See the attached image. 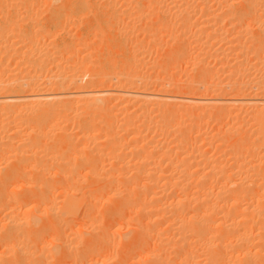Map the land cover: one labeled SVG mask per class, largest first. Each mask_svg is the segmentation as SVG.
<instances>
[{
    "label": "rangeland",
    "instance_id": "374dc122",
    "mask_svg": "<svg viewBox=\"0 0 264 264\" xmlns=\"http://www.w3.org/2000/svg\"><path fill=\"white\" fill-rule=\"evenodd\" d=\"M4 1V2H3ZM22 1V2H21ZM27 1V2H25ZM0 0V16L3 17V19L0 17V71H2V73L0 72V86H8V87H15L16 85L22 83L24 84L25 82L27 83L28 81V84L30 85H34L35 87H31V89L33 90V93L32 91L24 86V89L25 88H28V91L25 89H22L20 92L18 89V91L15 89V91L12 90L13 94H17L22 97H28L29 100H26L22 101V103L24 104L25 102L28 103L30 107H32L31 103H35L36 102V105L33 106L34 108H36L37 106V103H51L53 102L52 105H54L53 107L56 106V103L58 105V102H62L63 105H64V108H66L64 110L67 111L65 113H58V111L60 110H56V112H53L58 114V115H54L53 114H49L48 117H46L47 113L46 114H43L45 118H47V120L50 122H43V120L40 119V121H37V117H38V120H39V114L38 113V110L40 109L38 106V109L35 110V111H30L28 112L29 115H31L33 119V121H36L34 122L36 124L35 127H31L34 123L33 121H31L30 119H32L30 116V118H28V116L26 115V118H28V120L30 121L29 123H33V124H30V127L27 128H23V124L25 126L28 125V121L27 123L25 122L27 119H25L24 121H22V119L25 118V115L24 114H27V113H23L22 115H24V117L21 115V116H17V119L16 118V121H19L20 122V119H21V126H18L19 125V122L15 125H13L15 128H13V126H11L10 130H12V128L18 132V134H20V136L22 135L23 137H21L19 139L16 138L15 141L13 142V144H9V142L11 141L10 139L8 140V142L5 140V146H2L3 144V139H6V136H4L5 132L8 130L9 131V128L6 130V127L4 129V127L2 128L3 130H6L3 134V136L1 137V142H0V154L2 157H0V179H2V177H7L8 174L10 177L11 175L13 177H10V178H6L8 180H6V184L4 187H6V185L8 184L9 186H7L4 190V191H7V192H11L9 195V197L7 198V195H5L6 193H2L3 194H0V195H5L6 197L3 198V200H1L2 198H0V264H12L13 262H17V264H22V259H25V261H27L26 263L29 264L31 261H33L34 264H38L39 259L38 257H41V254H43V258L46 259L44 260L42 257L41 259H43L42 263L44 262L46 264H102V263H106V264H138V262H136V258L138 259H144L141 262V264H143V261H149V259L151 258V256L153 257V255H157L161 252H163L164 250L167 251V246L165 244V246L163 245L164 243L161 241V239H164L166 233H168L169 231V228L171 227V223L169 221L166 222L165 224V221L168 220L167 218L170 217V214L169 213H164V214H160V211L156 208V206H149L148 207V210L147 212L149 213V209L151 211V213H149V215L152 214V210H157L159 211V213L157 212L156 215L157 216H153L155 215L153 213V215L150 216V219L148 217V215H146V212L145 213V218L146 220H148V223L149 221L154 217H158L160 219H163V221L161 220V222L163 224H161L159 222V226L158 225H155L154 223H150L152 224V226L154 227V229H152L153 227L152 226H149L147 222H145L143 220V223L141 224V222L139 221V218H140V215L143 217L144 214L143 212L141 214L137 213L136 210H135V206L133 204L131 205H128L131 203H135V205L137 204V202L135 200H133L131 196L135 197L136 195H139L137 194V188L136 186H133L135 187L134 189L132 188V185H135V183L137 182H133V180L135 181V178L137 177L135 175V178L134 177V167H137V165L135 166V163H133L136 159L132 158V156H127L123 153L122 151L124 149H120L121 147V144L123 145V147L125 145V147H132L133 144V141H131V137L130 135L127 136L125 131H123L128 125V121L132 122L133 119L135 122H138L139 123V115H142L145 111H150L152 112V114L154 115L153 117L154 118H160L159 116H155V115H160L161 113L160 112V109L158 110V105L159 103L163 101V103L165 102V100L167 102H169L171 100V105L176 107L179 106L181 107V105H183L182 107L184 108L186 106V110L189 111L188 108H204V109H209L207 111H210L211 109H213L214 107L215 108H223L221 110V114L224 115L225 112L228 111V113L223 116V115H220L219 113L220 112H216L218 110H215L216 113H218L220 115V118H218V116H214L212 115V111L206 115L211 116V118L208 116H205L202 112L204 111H201L196 109L195 111V114L197 116V114H203L202 116L204 117H200L199 119V115L196 117L195 115L193 117H189L191 115L194 114V112L190 113L188 112L189 114L187 115V112L185 109H179V111L177 110L176 108V111H178V113H180V116L178 115L177 117H175L174 120H176V124L177 123H183L185 124V126H180L179 129H177V127H174L175 130L174 133V138L176 139H179L181 138V136H183L186 140V144L190 146V148L188 149L187 145V151H190L192 152V156L193 157H197L196 158H192L193 159V163H196L197 161V164L199 163H202L201 165L199 164L198 167H192L191 171H198L196 173H200L199 175L203 174L201 172H203L202 170H206L204 168H206L207 166L205 165L206 164V161L205 159L208 160V162L210 161V164L211 165L212 163L216 164V162L218 161L220 163V166L222 168V172L217 175H214L212 177L209 178V180L207 179L206 180V183L208 184V190L210 189L211 193L214 192L215 194V191H217L218 189H225L227 186H228V189H231L232 191H234L237 187L238 189H236L237 193H240L239 195L242 197H240L239 200H237V205H238V208L236 205H225L223 203H219V207H215L216 205H211L210 208L211 210H217L218 209V212L220 211L219 215L216 214V215H210V217L207 216L203 218H200V219H193V220H187V219H183V218H178L177 220H175V222L172 223V228L171 231H169L172 235V243L173 245H170L171 247H169L170 249H168L170 252H163V256H161L159 254V258L163 257L166 262H171L169 264H264V210H263V206H264V131L262 129V124L263 123H260V124H257V122L261 121V116L264 118V112H260V108H261V111L262 109L264 108V102L262 103V100H264V94H262V92L264 93V89L260 88L261 89V93H258L260 90L258 87V83H263V87H264V0H250V3H249V0H177L178 2H174V0H146L147 2H145V0ZM44 1V2H43ZM54 1V2H53ZM118 1V2H117ZM130 1V2H129ZM184 1V2H183ZM187 1V2H186ZM206 1V2H205ZM227 1V2H226ZM248 1V2H247ZM260 1V2H259ZM18 2V3H17ZM38 2V3H37ZM40 2V3H39ZM49 2H52V3H49ZM60 2V3H59ZM149 2V3H148ZM153 2V3H152ZM155 2V3H154ZM190 2V4H189ZM229 2V3H228ZM245 2V3H244ZM45 3V4H44ZM54 3V4H53ZM56 3V4H55ZM63 3V4H62ZM117 3V4H116ZM127 3V4H126ZM132 3V4H131ZM134 3V4H133ZM147 6H146V4ZM158 3V4H157ZM181 3V4H180ZM207 3V4H206ZM230 3H231V7H230ZM5 4V5H4ZM62 4V6H61ZM169 4V5H168ZM185 4V5H184ZM200 4V5H199ZM205 4V5H204ZM220 4V5H219ZM241 4V5H240ZM243 4V5H242ZM262 4V5H261ZM20 5V6H19ZM22 5V6H21ZM31 5V6H30ZM38 5V6H37ZM56 5V6H55ZM71 5V6H70ZM119 5V6H118ZM132 5V6H131ZM213 5V6H212ZM226 5V7H225ZM228 5V6H227ZM3 6V7H2ZM34 6H36L34 8ZM52 6V8H51ZM138 8H137V7ZM141 6V7H140ZM149 6V7H148ZM154 6V7H153ZM178 6V7H177ZM224 6V7H223ZM249 6V7H248ZM7 7V8H6ZM14 7V8H13ZM20 7V8H19ZM38 7V8H37ZM68 7V8H67ZM111 7V8H110ZM143 7V8H142ZM152 7V9H151ZM166 7V8H165ZM174 7V8H173ZM186 8V9H182V8ZM217 7V8H216ZM230 7V9H229ZM13 8V9H12ZM19 8V9H18ZM45 8V9H44ZM47 8V9H46ZM50 10H49V9ZM70 8V9H69ZM84 8V9H83ZM137 8V9H136ZM173 8V9H172ZM179 8V9H178ZM192 8V9H191ZM206 8V9H205ZM257 8V9H256ZM24 9V10H23ZM63 9V10H62ZM69 9V10H68ZM183 10V11H180ZM205 9V10H204ZM223 9V10H222ZM228 9V10H226ZM248 9V10H247ZM22 10V12L20 11ZM27 10V11H26ZM49 10V12H48ZM66 10V11H65ZM79 10V11H78ZM125 10V11H124ZM130 10V11H129ZM132 10V11H131ZM139 10V11H138ZM145 10V11H144ZM173 10V11H172ZM194 10V12H193ZM201 10V11H200ZM231 10V11H230ZM32 11V12H31ZM36 11V12H35ZM58 11V12H57ZM135 11V12H133ZM142 11V12H141ZM190 11V12H189ZM204 11V12H202ZM256 11V12H255ZM260 11V12H259ZM110 12V13H109ZM112 12V13H111ZM148 12V13H147ZM206 12V14H205ZM253 12V13H252ZM255 12V13H254ZM24 13V14H23ZM43 13V14H42ZM66 13V14H65ZM134 13V14H133ZM138 13V14H137ZM145 13V14H144ZM157 13V14H156ZM201 13V14H200ZM252 13V14H251ZM261 13V15H260ZM4 14V15H3ZM19 14V15H18ZM21 14V15H20ZM30 14V15H29ZM35 14V15H34ZM70 14V15H69ZM109 14V15H107ZM151 14V15H150ZM153 14V15H152ZM165 14V15H164ZM174 14V15H173ZM205 14V15H203ZM208 14V15H207ZM225 16H224V15ZM7 15V16H6ZM26 15V16H25ZM113 15V16H112ZM186 15V16H185ZM243 15V16H242ZM250 15V16H249ZM253 15V16H252ZM258 15V16H257ZM130 16V17H129ZM148 16H150L149 18H147ZM157 16V17H156ZM181 16V17H180ZM184 16V17H183ZM191 16V17H190ZM193 16V17H192ZM203 16V17H201ZM137 19H136V18ZM160 17V18H159ZM167 17V18H166ZM188 17V18H187ZM199 17V18H198ZM218 17V18H217ZM240 17H242L241 19H239ZM258 17V18H257ZM19 18V19H18ZM72 18V19H71ZM112 18V19H111ZM153 18H157V19H153ZM185 18V19H184ZM224 18V19H222ZM249 18V19H247ZM15 19V20H14ZM61 19V20H60ZM134 19V20H133ZM141 19V20H140ZM169 19V20H168ZM187 19V20H186ZM189 19V20H188ZM191 19V20H190ZM227 19V20H226ZM230 19V20H229ZM257 19V20H256ZM59 20V21H58ZM105 20V21H104ZM128 20V21H127ZM153 20V21H152ZM158 20V21H156ZM161 20V21H160ZM166 20V21H165ZM183 20V21H182ZM204 20L206 21H209L208 24H202L201 22ZM226 20V21H225ZM241 20V21H240ZM243 20V21H242ZM249 20V21H248ZM58 21V22H57ZM126 21V22H125ZM138 21V22H137ZM142 21V22H141ZM152 21V22H151ZM164 21V22H163ZM185 21V22H184ZM214 21V22H213ZM261 21V22H260ZM31 22V23H30ZM135 22V23H133ZM147 22V23H146ZM149 22V23H148ZM174 22V23H173ZM218 22V23H217ZM228 22V23H227ZM240 22V23H239ZM263 22V23H262ZM5 23V24H3ZM33 23V25H32ZM139 23V24H138ZM151 23V24H150ZM163 23V24H162ZM172 23V24H171ZM187 23V24H185ZM212 23V25H211ZM227 23V24H226ZM235 23V24H234ZM261 23V24H260ZM31 24V25H30ZM66 24V25H65ZM137 24V25H135ZM145 24V25H143ZM155 24V25H154ZM168 24V25H167ZM243 24V25H242ZM257 24V25H256ZM5 25V26H4ZM58 25V26H57ZM125 25V27H124ZM132 27H131V26ZM164 25V26H163ZM185 25V26H184ZM231 25V26H230ZM239 25V26H238ZM247 25V26H246ZM141 26V27H139ZM154 26V27H153ZM160 26V27H159ZM171 26V27H170ZM183 26V27H181ZM195 26V27H194ZM212 26V27H211ZM229 26V27H228ZM235 26H237L236 28H234ZM246 26V27H245ZM2 27V28H1ZM18 27V29H17ZM128 27V29H127ZM143 27V28H142ZM146 29H145V28ZM177 27V28H176ZM185 27H186V30H185ZM188 27V28H187ZM206 27V28H205ZM214 27V28H213ZM227 27V28H226ZM257 27V28H256ZM95 28V29H94ZM124 30H123V29ZM135 28V29H134ZM141 28V30H140ZM158 28V29H157ZM166 30H162V29ZM174 28V29H173ZM182 28V29H181ZM190 28V29H189ZM200 28V29H199ZM205 28L206 31L204 32L205 34L202 33V29ZM218 28V29H217ZM220 28V30H219ZM259 28V29H258ZM262 28V29H261ZM5 29V30H4ZM127 29V30H126ZM144 29V30H143ZM180 29V31H179ZM208 29V30H207ZM216 29V30H215ZM35 30V31H34ZM45 30V31H44ZM140 30V31H139ZM146 30V31H145ZM149 30V31H148ZM157 30V31H156ZM182 30V31H181ZM190 30V31H188ZM194 30V31H193ZM199 30L201 32H199ZM241 30V31H240ZM263 30V31H262ZM49 31V32H48ZM97 31V32H96ZM124 31V32H123ZM151 31V32H150ZM155 31V32H154ZM160 31V32H159ZM187 31V32H186ZM220 31V32H219ZM12 32V33H11ZM47 32V33H46ZM55 32V33H53ZM103 32V33H102ZM154 32V33H153ZM165 32H168V33H165ZM175 32V33H174ZM186 32V33H184ZM190 32V33H189ZM215 32V33H214ZM227 32V34H226ZM235 32V33H234ZM238 32V33H237ZM245 32V33H244ZM34 33V34H33ZM99 33V34H98ZM126 33V34H125ZM138 33V34H136ZM140 33V34H139ZM159 33V34H157ZM161 33V34H160ZM179 33V34H178ZM183 33V34H182ZM197 33V34H196ZM202 33V34H201ZM211 35H209V34ZM220 35H219V34ZM240 33V34H239ZM244 33V34H243ZM250 33V35H249ZM262 33V34H261ZM3 34V35H2ZM25 34V35H24ZM52 34V35H51ZM57 34V35H56ZM125 34V35H124ZM188 34V35H187ZM209 36H207V35ZM237 34V35H236ZM68 35V36H67ZM129 35V36H128ZM138 35V36H137ZM154 35V36H152ZM163 35H165L166 38H161ZM198 35V36H197ZM232 35V36H231ZM248 35V36H247ZM263 35V36H262ZM17 36V37H16ZM19 36V37H18ZM43 36V37H42ZM126 36V37H125ZM136 36V37H135ZM144 36V37H143ZM148 36V37H147ZM188 36V37H187ZM207 36V38H206ZM10 37V38H9ZM22 37V39H21ZM41 37V38H40ZM47 37V38H46ZM78 37V38H77ZM123 37V38H122ZM164 37V36H163ZM178 37V38H177ZM181 37V38H180ZM231 39H230V38ZM244 37V38H243ZM257 37V38H256ZM51 40H50V39ZM86 38V39H85ZM89 40H88V39ZM133 38V39H132ZM140 38V39H139ZM148 38V39H147ZM178 41H177V39ZM189 38V40H188ZM191 38V39H190ZM200 38V39H199ZM232 38H234V40L236 39L237 42H238V45L237 42H232L230 40H232ZM239 38L240 42L243 43H240L238 41ZM242 38V39H241ZM259 38V39H258ZM261 38V39H260ZM74 39V40H73ZM110 39H113V42L112 40ZM162 39V40H161ZM167 39V40H166ZM171 39H173L171 41ZM194 39V40H193ZM253 39V41H252ZM257 39V40H256ZM263 39V40H262ZM43 40V41H42ZM129 40V41H128ZM132 40V41H130ZM160 40V41H159ZM171 42H170V41ZM184 40V41H183ZM188 40V41H187ZM222 40V41H221ZM251 40V41H250ZM258 40H261L263 42H260ZM30 41V42H28ZM68 41V42H66ZM174 41V42H173ZM187 41V42H186ZM209 41V42H208ZM216 41V42H215ZM220 41V42H219ZM257 41V42H256ZM18 42V43H17ZM28 42V43H26ZM33 42V43H32ZM38 42V43H37ZM76 44H75V43ZM84 44H83V43ZM86 42V43H85ZM131 44H130V43ZM133 42V44H132ZM145 42V44H144ZM148 42V43H147ZM183 42V43H182ZM191 44H190V43ZM222 42V43H221ZM256 44H253L252 43H255ZM26 43V44H25ZM32 43V44H31ZM129 43V44H127ZM141 43V44H140ZM155 43V44H154ZM181 43V44H180ZM209 43V44H208ZM214 43V44H213ZM224 43V44H223ZM232 43H236V47L235 49L231 50V46H232ZM251 43V44H250ZM260 43V44H259ZM14 44V45H13ZM31 44V45H30ZM38 44V45H37ZM80 44V45H79ZM111 44V45H110ZM127 44V45H126ZM136 44V45H135ZM148 44V45H147ZM175 46H174V45ZM209 45V46H205V45ZM220 44V45H219ZM231 44V45H230ZM4 45V46H3ZM13 47H11V46ZM65 45V47L63 46ZM76 45V46H75ZM79 45V46H78ZM143 45V47H142ZM164 45V46H163ZM169 45V47H168ZM172 45V46H170ZM189 45V46H188ZM196 47H195V46ZM201 45V46H200ZM226 45V46H225ZM246 45V46H245ZM248 45V46H247ZM262 45V47H261ZM2 46V47H1ZM7 46V48H5ZM16 46V47H15ZM28 46V47H27ZM66 46H69V47H66ZM138 46V47H137ZM151 46V48H149ZM166 46V47H165ZM180 46V47H179ZM230 46V47H229ZM253 46V47H252ZM10 47V48H9ZM19 47V48H18ZM44 47V48H43ZM63 47V48H62ZM75 47V48H74ZM130 47V49H129ZM176 47V48H175ZM185 47V48H184ZM225 47V48H224ZM240 47V48H239ZM242 47V48H241ZM245 47H247L245 50ZM250 47V48H249ZM252 47V48H251ZM257 47H261L260 49L257 48ZM3 48V49H2ZM12 48L14 50H12ZM46 48V49H45ZM48 48V49H47ZM54 48V49H53ZM65 48V49H64ZM79 48V49H78ZM134 48V49H133ZM138 48V49H137ZM141 48V49H140ZM160 48V49H159ZM178 48V49H177ZM194 48V49H193ZM227 48V49H226ZM19 49V50H18ZM29 49V51H28ZM129 49V50H128ZM197 49V50H196ZM214 49V50H213ZM237 49V50H236ZM241 51H240V50ZM249 53H248V51ZM6 50V51H5ZM8 50V51H7ZM11 50V51H10ZM19 52H18V51ZM27 50V51H26ZM33 50V51H32ZM37 50V52H36ZM63 50V51H62ZM173 50V51H172ZM176 50V51H175ZM179 50H182V51H179ZM195 50V51H194ZM207 50V51H206ZM210 50V51H209ZM219 50V51H218ZM223 50V51H222ZM239 50V51H238ZM244 50V51H243ZM257 53H255V51ZM258 50H261V51H258ZM4 53H3V52ZM40 51V52H39ZM44 51V52H43ZM65 51V52H64ZM175 51V52H174ZM206 51V52H204ZM231 51V52H230ZM58 52V53H57ZM138 52V53H137ZM168 54H167V53ZM185 52V53H183ZM213 52V53H212ZM229 52H230V55H229ZM245 52V54H244ZM27 53V54H26ZM42 53V54H41ZM52 53V54H51ZM63 53V54H62ZM80 53V54H79ZM83 53V54H82ZM183 53V54H182ZM205 53V55L203 54ZM208 53V54H207ZM216 53V54H214ZM222 53V54H221ZM239 53V54H238ZM21 54V55H20ZM26 54V55H25ZM47 54V55H46ZM50 57H49V55ZM58 54V55H57ZM82 54V55H81ZM211 54V55H209ZM253 54V55H252ZM12 55V56H11ZM77 57H76V56ZM162 55V56H161ZM180 55V56H178ZM187 57H186V56ZM220 55L222 56L220 58ZM224 55V57H223ZM235 55V56H234ZM263 55V56H262ZM5 56V57H4ZM18 56V57H17ZM31 56V57H30ZM41 58H40V57ZM44 56V57H43ZM53 56V57H52ZM96 56V57H95ZM98 56V57H97ZM171 56V57H170ZM177 56V57H176ZM184 56V57H182ZM68 57V58H66ZM91 57V58H90ZM114 57V58H113ZM135 57V58H134ZM213 57V58H212ZM217 57V58H216ZM218 57L223 60L222 62H220L221 60L218 59ZM230 57V58H228ZM6 60H4V59ZM26 58V59H24ZM32 58V59H31ZM66 58V59H65ZM77 58V59H76ZM99 58V59H98ZM203 58V59H202ZM210 58V59H209ZM232 58V59H231ZM251 58V60L249 59ZM3 59V60H2ZM30 59V60H29ZM34 59V60H33ZM37 59H40L39 61ZM51 59V60H50ZM81 59H84V60H81ZM90 59V60H89ZM155 59V60H154ZM214 59V60H213ZM218 59V60H217ZM254 59V60H253ZM261 59V60H260ZM70 60V61H69ZM113 60V61H112ZM122 60V61H121ZM182 62H180V61ZM237 60V61H235ZM241 60V61H240ZM22 61V62H21ZM27 63H26V62ZM62 61V62H61ZM81 61V63L79 62ZM85 62L86 64L82 63ZM125 61V62H124ZM142 61V62H140ZM159 61V63H157ZM162 61V62H161ZM165 61V62H164ZM176 61V62H175ZM225 61V62H224ZM254 61V62H253ZM257 61V62H256ZM25 62V63H24ZM29 62V63H28ZM61 62V63H60ZM116 62V63H115ZM128 62V63H127ZM130 62V63H129ZM136 62V63H135ZM149 62V63H148ZM186 62V63H185ZM191 64H190V63ZM197 62V63H196ZM220 62V64L218 63ZM40 63V64H39ZM51 63V64H50ZM69 63V64H67ZM94 65H93V64ZM111 63V64H110ZM133 63V64H132ZM165 63V64H164ZM200 63V64H199ZM236 63V64H235ZM252 65H251V64ZM20 64V65H19ZM45 64V66H43ZM80 64V65H79ZM84 66H83V65ZM113 64V65H112ZM160 64V65H158ZM239 64V65H238ZM241 64V66H240ZM37 65V67H36ZM56 67H55V66ZM61 65V66H60ZM82 65V66H81ZM124 65H126L125 67H123ZM150 65V66H149ZM159 67H158V66ZM170 65V66H169ZM186 67H185V66ZM249 65V67H247ZM255 65V66H254ZM4 67V68H1ZM35 66V67H34ZM50 66V67H49ZM87 66V67H86ZM134 66V67H133ZM143 66V67H142ZM169 68H168V67ZM172 66V67H171ZM220 66V67H219ZM63 67V68H62ZM66 67V68H65ZM72 67V68H71ZM91 67V68H90ZM95 67V68H94ZM98 67V68H97ZM103 67V68H102ZM111 67V68H110ZM136 67V69H135ZM214 67V68H213ZM229 67V68H228ZM245 67V68H244ZM256 67V68H255ZM259 67V68H258ZM8 68V69H7ZM48 68V69H47ZM62 68V69H61ZM110 68V69H109ZM125 68V69H124ZM150 68V69H149ZM158 68V69H157ZM168 68V70H167ZM241 68V69H240ZM247 68V69H246ZM253 68H255L253 70ZM2 69V70H1ZM23 69V70H22ZM25 69V70H24ZM54 69V71H53ZM65 69V70H64ZM86 69V70H85ZM88 69V70H87ZM92 69V71H91ZM99 69V70H98ZM129 69V70H127ZM133 69V70H132ZM162 69V70H161ZM234 69V70H233ZM240 69V71H239ZM245 69V70H244ZM32 70V71H31ZM43 70V71H42ZM47 70V71H46ZM81 70V71H80ZM114 70V71H113ZM126 70V71H125ZM138 70V71H137ZM140 70V72H139ZM149 70V71H148ZM164 70V71H163ZM185 70V71H184ZM220 70V71H219ZM225 70V71H224ZM230 70V71H229ZM236 70V71H235ZM242 70V71H241ZM250 70V71H249ZM7 71V72H6ZM59 71V72H58ZM63 71V72H62ZM70 71V72H69ZM101 71V72H100ZM112 71V72H111ZM124 71V72H123ZM158 71V72H157ZM166 71V72H165ZM235 71V72H234ZM237 71H239V74L236 73ZM245 71V72H243ZM26 72H29V74H27ZM46 72V73H45ZM49 72V73H48ZM53 72V73H52ZM86 72V73H85ZM129 72V73H128ZM135 72V73H134ZM138 72V73H136ZM155 73L154 74H152ZM157 72V73H156ZM162 72V73H161ZM185 72V73H184ZM207 72V74H205ZM211 72V73H210ZM214 72L216 74H214ZM220 72V73H219ZM223 72V73H222ZM230 72V73H229ZM234 72V73H232ZM241 72V73H240ZM243 72V73H242ZM257 72V73H256ZM261 72V73H260ZM15 73V74H14ZM29 75V76H26V74ZM35 73V74H34ZM75 73V74H74ZM150 75H148V74ZM201 73H203V75H200ZM227 73V74H226ZM25 74V75H24ZM33 75V79L34 80H30L28 77H30V75ZM74 74V75H73ZM98 74V75H97ZM143 74V76H142ZM152 74V75H151ZM229 74H234V76H230ZM241 74V76H240ZM263 74V75H262ZM12 75V76H11ZM19 75V76H18ZM22 75H23V80H26L25 82L22 80ZM31 75V76H32ZM78 75V76H77ZM148 75V76H147ZM170 77H169V76ZM210 75V76H209ZM229 75V77H227ZM25 76V77H24ZM73 76V77H72ZM151 76V78L149 79V77ZM168 76V77H167ZM192 79H188V78H191ZM202 76V77H201ZM236 76V77H235ZM47 77V78H46ZM70 77V78H69ZM77 77V78H76ZM163 77V78H162ZM231 77L230 80H228V82L230 83L231 80V84H227L225 82H227L226 79H229ZM233 77V78H232ZM251 77V78H250ZM19 78V79H18ZM71 78H74L73 81ZM165 78V79H164ZM186 80H184V79ZM204 78V79H203ZM225 78V79H224ZM258 78V79H257ZM15 79V80H13ZM106 79V80H105ZM109 79V80H108ZM126 79V81L124 80ZM132 80V82H129V80ZM235 79V80H234ZM243 79V80H242ZM247 79V80H245ZM10 80V81H9ZM13 80V81H12ZM93 80V81H92ZM96 80V81H95ZM98 80V81H97ZM107 84H105L103 81ZM119 80V82H118ZM123 80V81H122ZM128 80V81H127ZM178 80V81H177ZM197 80L199 81L197 83ZM207 80V81H206ZM222 80V81H221ZM226 80V81H225ZM245 80V81H244ZM263 80V81H261ZM2 81V82H1ZM67 81V83H66ZM69 81H71L72 83H69ZM75 81V82H74ZM92 81V82H91ZM100 81V82H99ZM117 81V82H116ZM133 81H136L134 84ZM155 83H154V82ZM183 81H185V83H187L188 81L190 82L191 85H189L188 83L185 84ZM225 81V82H224ZM235 81L236 83L238 84L237 86L236 85H233V86H236L237 88L239 87V85H243V87H245L243 90L245 91V94L244 91H242V88L241 90L238 88V91L236 90V92H231L235 89H237L235 87V89H233L234 87L232 86L233 82L235 84ZM260 81V82H259ZM20 82V83H19ZM57 82V83H56ZM94 82V83H93ZM102 82V83H101ZM116 84H113V83ZM123 82L124 84H126L124 87V89H129L130 90V86L127 84H131L134 86L132 91L128 90L129 94L126 93V95H123L124 96V99L126 97V99H128V103L127 101H125L123 99V96L122 94L125 93V91H123V93L121 94L120 90H124L123 88H120V87H123ZM127 82V83H125ZM145 82V83H144ZM147 82V84H146ZM172 82V83H171ZM213 82V83H212ZM32 83V84H31ZM55 83V84H54ZM69 83V85H67ZM97 83V84H96ZM119 83V85H118ZM122 83V84H121ZM157 83L160 85H157ZM164 85H162V84ZM205 83V84H203ZM210 83V84H209ZM220 83V84H219ZM222 83V84H221ZM241 83V84H240ZM13 84V86H11ZM65 84L67 86H65ZM88 84V85H87ZM94 84V85H93ZM104 84V85H103ZM113 84V86H112ZM121 84V85H120ZM176 85V86H173V85ZM212 84V87H210ZM216 86H214V85ZM218 84V85H217ZM227 84L228 87H224V85ZM245 84V85H244ZM258 84V85H256ZM46 87H45V86ZM52 85V86H51ZM54 85H57L54 87ZM61 85V86H60ZM83 85V86H82ZM85 85V86H84ZM192 86L194 88L192 89H185L187 92L186 95L184 93V88L183 89H180L182 88L183 86ZM207 85V86H206ZM231 85V86H230ZM247 85V86H246ZM260 85V86H261ZM39 86V87H38ZM42 86V87H41ZM63 86V87H62ZM72 86V87H71ZM128 88H127V87ZM140 86V87H139ZM176 87L177 88V92L175 89L176 88H173V87ZM218 86H222L224 87V90H225V93H220L218 92V90H221V88ZM261 86V87H262ZM38 87V88H37ZM69 87V89H68ZM130 87V88H129ZM138 88L136 90H134L135 88ZM160 87L164 88L165 90L163 89H160ZM214 87L217 89V92H216V89H214ZM233 87V88H231ZM251 87V88H249ZM57 88H59L58 90H56ZM71 88V89H70ZM74 88V89H73ZM79 88V89H78ZM87 88V89H86ZM114 88H117V90H113ZM145 88V89H144ZM199 90H198V89ZM206 88L208 89L206 90ZM258 88V89H257ZM35 89V90H34ZM41 89V90H39ZM52 89V90H51ZM111 89V90H110ZM120 89V90H118ZM149 89V90H148ZM196 90L194 92V90ZM231 89V91H230ZM233 89V90H232ZM26 92H24V91ZM48 90V91H46ZM121 90V91H122ZM142 90L144 92H150L151 93L149 94V97L152 98H147V96H144L145 94L142 92ZM148 90V91H147ZM183 90V92H182ZM198 90V91H197ZM224 90L222 92H224ZM240 90V91H239ZM250 91L251 93H247L248 91ZM36 91V92H35ZM46 91V92H45ZM73 91V92H72ZM108 91V92H107ZM139 92L138 96H136L135 94L133 93H136V92ZM161 91V92H160ZM164 91V92H163ZM215 91V92H214ZM257 91V92H256ZM66 92V93H65ZM69 92H71L72 94H70ZM89 92V93H88ZM105 92L109 95H105ZM110 92V93H109ZM114 92V93H113ZM116 93H120L119 94H115ZM140 92L143 93L141 94V99L139 98L140 96ZM199 92V93H198ZM213 92V94H212ZM230 92V93H229ZM239 92V93H238ZM49 93V94H48ZM61 93V94H60ZM65 93V94H64ZM91 93V94H90ZM99 93V94H97ZM103 95H102V94ZM112 93L115 94L114 96H112ZM130 93L131 95L133 94L132 97L136 96L135 99L131 98L130 96ZM157 95V97L155 96V98L151 95L153 94ZM162 93V94H161ZM180 93V94H179ZM216 93V95H215ZM236 93H238L239 95H237ZM28 94V95H27ZM31 96H30V95ZM34 94V95H33ZM39 94L43 95V99H40V97L42 98V96L40 95V97L37 98V96ZM60 95V98H61V101H60V98L58 95ZM64 94V95H63ZM111 94V95H110ZM147 94V93H146ZM160 94V95H159ZM173 94V95H172ZM179 94V95H178ZM184 96H183V95ZM229 94V95H228ZM47 95H48V98H47ZM58 97H57V96ZM69 95V96H68ZM93 95V96H92ZM98 95V97H97ZM220 95V96H219ZM224 95V96H223ZM253 95V96H252ZM260 96V97H257V96ZM46 99H45V97ZM52 97V100L51 98L49 97ZM53 96H56V97H53ZM62 96V97H61ZM68 96V97H67ZM92 96V98H91ZM102 96V97H101ZM120 96V97H119ZM122 96V97H121ZM129 96V97H128ZM143 96V97H142ZM194 96V97H193ZM199 96V97H198ZM227 96V97H226ZM230 96V97H229ZM232 96V97H231ZM244 96V97H243ZM247 96V97H246ZM31 97V99H30ZM33 97V98H32ZM63 97H66V98H63ZM75 97V98H74ZM79 97V98H78ZM96 97L97 101L94 100ZM103 100H105L104 102L106 103L107 105V102H108V99H110L111 97H115L116 99H113L111 98V100H109L110 104L107 105V107H105V103L103 102V100H101V98ZM108 99H105L107 98ZM118 97V98H117ZM160 99H159V98ZM197 97V98H196ZM212 97V98H211ZM229 97V98H228ZM56 98H59L58 99V102H57V99ZM65 100H63V99ZM139 98V99H137ZM156 102L158 103L155 104V100L156 99ZM161 98L162 101H161ZM173 98V99H172ZM182 98V99H181ZM217 98V99H216ZM241 98V99H240ZM252 98V99H251ZM254 98V99H253ZM47 99H50V100H47ZM55 99V100H54ZM74 100L72 102H74L72 104V102L70 100ZM80 99V100H79ZM83 99H87V100H92V103L91 105L89 106H86V108H89V107H92L93 105V113L92 112H89L91 113L93 116L95 115V113H99L100 111L98 109H96V105H94L95 102H97V106L100 105L101 107L104 103V107L106 108V110L104 108H100V110L104 109L101 113V116L100 114L98 115L97 114V117L99 118L102 117V118H97L96 116L95 117H91L90 115L91 114H87L85 113L86 115V118L84 119L85 121L82 122L81 118H84L85 116L83 115V113H81V111H84L86 112V110H83L82 108L84 107H80L78 108V105H77V102L83 100ZM139 100V102L137 100ZM143 99H148V101H150L148 103V101L146 100L145 102L143 101ZM169 99V100H168ZM176 99V101H175ZM224 99V100H223ZM259 99V100H258ZM261 99V101H260ZM68 100V101H67ZM79 100V101H78ZM99 100H101L102 102H99ZM131 101L130 103V106H127L128 109L126 111V114H128L126 116V114L124 113V110H122L123 108H127L125 107V105H129V102ZM143 102H142V101ZM208 100V101H207ZM216 100V101H215ZM239 100V101H238ZM252 102H251V101ZM254 100V101H253ZM259 102H257V101ZM70 101V102H69ZM95 101V102H93ZM133 101H135V103H133ZM137 101V103H136ZM154 101V102H152ZM197 101V103H196ZM213 101V102H212ZM236 101V102H235ZM256 101V102H255ZM65 102V103H64ZM66 102L70 105H73V106H70L69 108V111L67 110V106H66ZM123 102V104L121 103ZM148 103L144 106H141V103ZM152 102V103H151ZM167 102H165L167 104ZM179 102V103H178ZM183 102V103H182ZM210 102V103H209ZM215 102V103H214ZM261 102V103H260ZM114 103H116L114 105ZM127 103V104H126ZM168 103V104H169ZM176 103V104H175ZM196 103V104H195ZM235 103V105H233ZM246 105H245V104ZM31 104V105H30ZM131 104H135L134 106ZM137 104H139L137 106ZM154 105H157L156 108H155V111L153 110V107L152 106ZM166 104H162V106H164L169 112H173L174 114V109L175 107H170V104L169 105H166ZM180 104V105H179ZM201 104V105H200ZM216 104V105H215ZM221 104V105H220ZM75 105V106H74ZM77 105V106H76ZM114 106V110L111 109L113 108ZM117 105H120V106H117ZM149 105V107L147 108V106ZM153 108H151V106ZM193 107H192V106ZM248 105V106H247ZM251 105V106H250ZM81 106V105H79ZM115 106L116 108L117 107H120V109L118 110L115 109ZM161 106V107H162ZM168 106V107H167ZM196 106V107H195ZM213 106V108H212ZM217 106V107H216ZM226 106V107H225ZM233 106V107H232ZM262 106V107H261ZM32 107V108H33ZM72 107V108H71ZM74 107V108H73ZM76 107V109H75ZM97 110V112H95V109ZM99 107V106H98ZM97 107V108H98ZM111 107V108H110ZM123 107V108H122ZM139 107H142L143 109H145V111L143 110V113H141L142 109L139 110L140 108ZM160 107V105H159ZM178 107V108H179ZM207 107V108H206ZM211 109H210V108ZM256 107V111L255 109L252 110V108ZM259 107V110H257ZM110 108V109H109ZM134 109H137L138 110H133ZM147 108V109H146ZM163 108V107H162ZM227 108V109H226ZM238 108V109H237ZM85 109V108H84ZM149 109H152V110H149ZM157 109V110H156ZM164 109V108H163ZM165 109L162 110L163 113L165 114H168V111ZM192 109V110H194ZM226 111H225V110ZM232 109V110H231ZM34 110V109H32ZM45 111V108L43 109ZM42 109L39 110V112L42 113L43 111ZM76 110V112L78 111L79 114H77L76 112H74ZM121 110V112L123 111V113H120L119 111ZM131 110V111H130ZM182 110H185L186 112V115L183 114ZM205 110V112H206ZM224 110V111H223ZM87 111H91V108L87 109ZM108 111H111V112H108ZM157 111H159L157 113ZM220 111V110H219ZM230 111L232 112L230 114ZM239 111V112H238ZM242 113H241V112ZM251 111H254V112H251ZM264 111V110H263ZM31 112H37L36 116H34L33 114H31ZM95 112V113H94ZM105 115H104V113ZM134 113L132 115V113ZM154 112V113H153ZM198 112V113H197ZM204 112V113H205ZM247 112V113H246ZM259 112V113H258ZM70 113V114H69ZM71 113H72V116L76 115L74 118H71ZM76 113V114H75ZM113 113V114H112ZM162 113V114H163ZM177 113V112H176ZM175 113V114H176ZM238 113V114H237ZM251 113H256L255 114V119L254 116H251L252 114ZM67 114V116H66ZM74 114V115H73ZM113 116L111 117L110 116ZM124 114V115H123ZM130 114L132 116H135L132 117L130 116ZM250 114V115H249ZM257 114H262L260 116H258ZM42 115V114H41ZM40 115V117H41ZM51 115V116H50ZM54 115V116H53ZM60 115V116H59ZM79 115V116H78ZM81 115H83V117H81ZM117 115V117L115 116ZM177 115V114H176ZM217 115V114H216ZM227 115V116H226ZM238 115V116H236ZM245 115V116H244ZM34 116V117H33ZM56 116L58 118H56ZM68 117L70 116V119L67 118L68 122H65L66 118H62V117ZM78 116V117H77ZM90 116V118H92V120L90 118H88ZM107 116V117H106ZM121 116V117H120ZM132 117V119L129 120V117ZM137 116V117H136ZM152 116V115H151ZM167 116V115H166ZM182 116V118H180ZM230 118H229V117ZM250 116V117H249ZM21 117V118H20ZM44 117H41L42 119H44ZM53 118L54 120V123L55 122H58L56 123L57 126H55V124L51 121V118ZM60 117V119H59ZM81 117L79 120H81L79 123L82 124L80 126H77L78 123H76L77 121H79L78 119L76 118H79ZM105 119H104V118ZM116 117V118H114ZM126 117V118H125ZM139 117V118H138ZM163 117V115H162ZM169 117V116H168ZM217 117V120H219L220 122H218L217 120V123L215 121L214 118ZM231 117L233 118L231 120ZM258 117L260 118V120L257 121ZM62 118V119H61ZM88 118V119H87ZM93 118H96L95 120ZM114 118V119H112ZM123 118V119H122ZM128 118V119H127ZM138 118V119H137ZM164 118V117H163ZM180 118V119H179ZM186 118H190L189 120ZM240 118V119H239ZM252 118V119H251ZM74 120V125L72 127L71 123L73 120ZM90 119V120H89ZM103 119V120H102ZM118 119V120H117ZM127 120V124H126V120ZM137 119V121H136ZM222 119V120H221ZM251 119V120H250ZM60 120V121H59ZM66 120V121H67ZM89 120L88 123H91V122H95V124L97 123V121H101V125L104 124V122L106 121L107 123L109 122V124L111 125L112 121L114 120L115 122L112 123L111 126L114 125V127L116 128H113V127H110V125H107V123H105V127L107 128L108 126V131L110 130L109 128L113 129V133H108L110 135L109 138H112L114 136V132L118 133V131L121 135L124 134L126 135V137L124 136V138L121 136V138L123 139V142L120 138V135H119V138L121 140L117 138V140H119V142L115 139V136L112 141L108 139L107 137V131L104 133V126L102 127L103 131H99L101 129H99V125H96L94 128L96 129H99V130H96V129H92V126H88V125H91V124H88V125H84L85 122ZM94 120V121H93ZM109 120V121H107ZM110 120L111 123H110ZM122 120H124L122 122ZM182 120V121H180ZM192 120V122H191ZM201 120V121H200ZM212 120V121H211ZM215 122H214V121ZM224 120V121H223ZM249 120V121H248ZM253 120V121H252ZM76 121V122H75ZM98 121V122H99ZM121 121V123H120ZM180 121V122H179ZM188 121V122H187ZM196 121V122H195ZM206 121V122H205ZM222 121V122H221ZM227 121V122H226ZM236 121L238 122L236 124ZM240 121V122H239ZM248 121V122H247ZM262 121L264 122V120L262 119ZM261 121V122H262ZM23 122V124H22ZM25 122V123H24ZM37 122H40L37 124ZM63 122V123H62ZM134 122V125L135 126H139L140 124L138 123H135ZM195 122V124L193 123ZM200 122V123H199ZM203 122V123H202ZM253 124H252V123ZM256 122V124H255ZM258 122V123H259ZM16 123V122H15ZM41 123H44L47 125V128L45 127V125H41V127H45V130H48L51 128H53V130L51 129V131H55V132H51L54 134L55 137H53L52 135L50 136V133L49 135H43L41 137L38 136L37 138V142H38V139H42L44 140L42 142V140L40 141L41 143H37L36 142V137L35 135L37 136L38 134L37 133H40L39 135H41V131L39 130L40 127V124ZM61 125H60V124ZM67 123V124H66ZM70 123V124H69ZM84 123V124H83ZM100 123V122H99ZM116 123V124H115ZM118 123V124H117ZM120 123V125H119ZM123 123L126 124V127L124 128L123 126ZM207 123V124H206ZM241 123V124H240ZM243 123V124H242ZM251 123V124H250ZM62 127V130L61 131V128ZM66 124L67 126L64 128V125ZM131 124V123H130ZM129 124V125H130ZM137 124V125H136ZM190 124V125H189ZM194 124V125H192ZM197 124V125H196ZM206 124V125H205ZM213 124V125H212ZM225 124V125H224ZM38 125V126H37ZM52 125V126H50ZM116 125L120 126V127H117ZM132 125V124H131ZM199 125V126H198ZM201 125V126H200ZM216 125V127H215ZM224 125V126H223ZM242 125V126H241ZM249 125V126H248ZM253 125H254V129H253ZM261 125V127H260ZM79 127V131L77 130V127ZM86 127H90V132L88 131V128H85ZM94 126V124H93ZM98 126V127H97ZM178 126V125H177ZM189 126V127H188ZM255 126H258L257 128ZM21 127V128H20ZM59 127V128H58ZM72 127V128H71ZM76 127V128H75ZM81 127V128H80ZM122 127V128H121ZM140 127V126H139ZM201 127V128H200ZM213 127V129L211 128ZM228 127V129H227ZM18 128V129H17ZM32 129L33 131H37V132H32L31 130V133H34L32 134V138L33 141L30 139V137L28 139H30V141L28 140V142H30V144L33 142V143H36L37 146L35 145L32 146V145H27L29 144L26 140V138H24L25 136H28L29 133H27V131H30L29 129ZM38 128V129H37ZM101 128V127H100ZM118 129H121L122 131L120 130H117ZM141 128V131H140V134H142V137L144 138V141L141 139V135L138 134L136 135L137 137H139L141 140H139V143L141 144H145V141H152L150 144L148 142H146V144H148L147 146L149 147V149L153 150V146H156V147H159V146H162L164 147L166 150L167 149V145H168V148H169V143H170V146H171V137L172 135L170 136H166L164 137L165 135L163 134H160L161 132L159 131H155L157 129L154 130L155 127H153V131H155V133L151 130V128H149V130H151V133L150 131H145L147 130L144 129L142 130V127ZM190 128V129H189ZM221 128V129H220ZM19 129H22V130H19ZM24 129V131H23ZM27 129V130H26ZM44 128H42L43 130ZM60 129V130H59ZM69 129V130H68ZM84 129V130H83ZM206 129V130H205ZM237 129V130H236ZM243 129V130H242ZM255 131H253V130ZM257 129H259V131H261L262 129V133L259 132ZM3 130H2V133H3ZM76 130V131H75ZM84 131L86 133H90L89 135L90 136H95L97 137L98 136V139L97 140H104L106 137V141L104 140V142L108 143L109 141V144L111 143V147L116 145V143H113L114 141L118 142L117 146H119L118 148L121 150H119L117 148V146L115 147H110V145H108L107 147H109V149L106 147L105 143L101 142V144L103 143L105 145V147L103 146H99L101 145L100 143H98V146L99 147H102L100 148L99 150H97L98 147L95 148V146H97V143L94 142L91 138H84L83 137L81 138V136L79 135L80 133H82L81 131ZM117 130V131H116ZM179 130V131H178ZM218 132H217V131ZM230 130V131H229ZM234 130V131H233ZM22 131V132H20ZM59 133H58V132ZM67 131V132H66ZM78 131V132H77ZM98 131V132H97ZM144 131V132H143ZM191 131L193 133H191ZM209 131V132H208ZM221 131V132H220ZM239 131H243L242 134L239 132ZM258 131V133H257ZM24 132V133H23ZM63 132H64V135H63ZM92 132H96L97 135H94V133ZM112 132V130H111ZM148 132L149 135L146 133ZM179 132V133H178ZM184 132V133H183ZM254 135H253V133ZM0 133H1V130H0ZM1 133V134H2ZM7 133V132H6ZM62 133V134H61ZM95 133V134H96ZM100 133H103V134H100ZM115 133L116 136H118L117 134ZM146 133V134H145ZM158 133V134H157ZM177 133V134H176ZM182 133V134H181ZM220 133V134H219ZM234 133V134H233ZM248 133V134H247ZM257 133V134H256ZM0 134V135H1ZM28 134V135H26ZM57 134V135H56ZM83 134V133H82ZM92 134V135H91ZM100 134V135H99ZM107 134V135H106ZM112 134V135H111ZM154 134V135H153ZM157 134V135H156ZM179 134V136H178ZM187 134V135H186ZM223 134V135H222ZM224 134H226L224 136ZM250 134H252L250 136ZM263 134V135H262ZM25 135V136H24ZM31 135V134H30ZM29 135V136H30ZM101 135L104 137H101ZM108 135V136H109ZM135 135H131L132 137H134ZM140 135V136H139ZM187 137H185V136ZM201 135V136H200ZM204 135V136H203ZM214 135V136H213ZM231 135V136H230ZM234 135V136H232ZM243 135V136H241ZM260 135V136H259ZM46 136V137H45ZM48 136V137H47ZM64 136V137H63ZM74 136V137H73ZM99 136L101 138H99ZM135 136V137H136ZM147 136L149 138H147ZM153 136H156L157 139H155L156 137H153ZM161 139L164 137L165 139L167 138L166 140V143L164 141V139H159L160 137ZM163 136V137H162ZM178 136V137H176ZM195 136V137H194ZM207 136V137H206ZM209 136V137H208ZM216 136V137H215ZM236 136H239L236 138ZM245 136V137H244ZM249 136V137H248ZM258 136V137H257ZM44 137V139L42 138ZM53 137V141H52V138ZM60 137V138H59ZM137 137H136V140H137ZM212 137V138H210ZM222 138L221 141H224L221 142L219 140V138ZM229 137V138H228ZM257 137V138H256ZM45 138L46 140L47 139H50L47 141V146L51 145V147L49 146L48 148H50L48 151H47V147H45ZM79 138V139H78ZM103 138V139H102ZM128 138L130 140H128ZM147 138V140L145 139ZM152 138V140H151ZM194 138V139H193ZM200 138V139H199ZM208 138V140H207ZM227 138V139H226ZM249 138V139H247ZM14 139V138H13ZM18 139V140H17ZM24 139V140H23ZM89 139V140H87ZM115 139V140H114ZM149 139V140H148ZM206 139V141H205ZM212 139V140H210ZM214 139V140H213ZM236 139H239V140H236ZM257 139V140H256ZM261 139V140H260ZM21 140V141H19ZM26 142V144L23 142ZM82 140V141H80ZM83 140H86L87 141H90L92 140V144L90 142H83ZM162 142L163 141V144L160 143V141ZM173 140V139H172ZM188 140V141H187ZM191 140V141H190ZM218 140V141H217ZM230 140V141H228ZM32 141V142H31ZM75 141V142H74ZM77 141H80V142H77ZM126 141V142H125ZM130 141H131V144H130ZM142 141V142H141ZM155 141V142H153ZM157 141V143H156ZM159 141V142H158ZM174 141V140H173ZM193 141V142H192ZM199 141V143H198ZM227 141H228V144H227ZM238 141L240 143H238ZM250 141V142H249ZM252 141V142H251ZM7 142V143H6ZM19 142V143H18ZM21 142V143H20ZM66 144H65V143ZM191 144H190V143ZM210 142V143H209ZM243 142V143H241ZM245 142V143H244ZM249 142V143H248ZM44 143V145H43ZM49 143V144H48ZM52 143H54L53 145H55L53 147ZM95 143V145H94ZM128 143V144H127ZM134 143H137L134 142ZM138 143V144H139ZM154 143V144H153ZM161 144L158 146V144ZM168 143V144H167ZM194 143V144H193ZM212 143V144H211ZM225 143V144H224ZM233 143V144H232ZM235 143V144H234ZM14 144L16 146H14ZM39 144V145H38ZM42 144V146H41ZM61 144V145H59ZM80 144V145H79ZM151 144H153L152 147ZM166 144V145H164ZM178 144V143H177ZM201 146H200V145ZM211 144V145H210ZM223 144V145H222ZM240 144H244L243 147L240 146ZM256 144V145H255ZM29 148H27L26 146ZM93 145V146H92ZM130 145V146H128ZM136 145V144H135ZM194 145V146H193ZM203 145V146H202ZM217 145V146H216ZM233 145H236V149L235 146ZM239 147H238V146ZM7 146V147H6ZM8 146L10 147V150H7L9 149ZM14 146V148L12 147ZM20 146V147H18ZM23 146V147H21ZM40 148H39V147ZM86 146V147H85ZM88 146V147H87ZM91 146L93 149H91ZM146 146V147H147ZM193 148H192V147ZM232 146V147H231ZM256 146V147H255ZM45 147V148H44ZM59 147V148H58ZM63 147V148H62ZM82 147V148H81ZM122 147V148H123ZM205 147V148H204ZM2 148V149H1ZM5 148V149H4ZM23 148V150H19ZM95 148V149H94ZM104 148V149H103ZM116 148V149H114ZM163 148L164 151H166L165 149ZM183 148V147H182ZM196 148V149H195ZM224 148V150L222 149ZM239 148H240V151L241 153L239 152ZM247 150H246V149ZM12 149V150H11ZM14 149V150H13ZM29 150L28 152L25 153V150ZM63 149V150H62ZM78 149V150H77ZM82 149V151H81ZM111 149V151H109ZM148 148L146 149V151H150ZM159 151L158 153L161 154L159 156L156 155V157L154 156L153 158L151 157L152 156V150H151V155L149 152H146V154L149 157H146L147 155L144 153V155H142V159L147 163L149 161H154V158L155 161H157L160 157L163 158V156L166 155V153L163 151V150H160V148H158ZM191 149V150H190ZM227 149V150H226ZM233 149V151L231 150ZM7 152H6V151ZM19 150V152L17 151ZM39 150V151H38ZM44 150V151H43ZM46 150V151H45ZM56 152H54V151ZM66 150V151H64ZM69 150V151H68ZM75 150V151H74ZM89 150V151H88ZM114 150V152L112 151ZM117 150V151H116ZM119 150V151H118ZM251 150V151H250ZM4 151V152H3ZM20 151L21 153L23 154V152L25 154H23V156H21L20 154ZM50 151H53V152H50ZM58 151V152H57ZM79 151V155L77 154ZM87 151V152H86ZM98 155L97 152H101V154H99L100 156H102V159H97V158H100L99 156L96 158L97 155H94L95 153ZM105 151V152H103ZM120 152V153H116V152ZM125 151V150H124ZM161 151V153H160ZM203 151V152H202ZM206 151V153H205ZM208 151V152H207ZM221 151V152H220ZM227 153H225V152ZM231 151V152H230ZM244 151V152H243ZM6 152V153H5ZM46 152V153H45ZM66 152V153H65ZM223 152V153H222ZM238 152V153H237ZM4 153V154H3ZM12 153H15V154H12ZM34 154L35 157H37L38 159L35 160V157L33 156H29L28 154ZM38 153V154H37ZM43 153V154H42ZM52 155H51V154ZM73 153V154H71ZM87 153V154H86ZM111 153L113 154V156L111 155ZM117 156H115L116 154ZM149 153V154H148ZM154 153V152H153ZM165 153V154H164ZM189 153V152H188ZM187 153V154H188ZM219 153V154H218ZM243 153V155H241ZM251 153V154H250ZM254 153V155H253ZM15 156V158H11L12 155ZM18 154L20 155V157L18 156ZM57 156V158L54 156ZM63 154V155H62ZM67 154V155H65ZM75 154V155H74ZM164 154V155H162ZM225 154V155H224ZM4 155H5V158H4ZM11 155V156H10ZM24 155L27 157L26 160L25 158L22 159V157H24ZM37 155V156H36ZM40 155V156H39ZM42 155V156H41ZM47 155V156H45ZM65 155V156H64ZM154 155V154H153ZM202 155H205V158L202 157ZM8 156H10L8 158ZM17 156V157H16ZM49 156H52V157H49ZM69 156V157H68ZM77 156V159L76 157ZM81 156V157H80ZM119 156L121 157L120 160H118ZM125 156V157H124ZM168 156V155H167ZM165 156V157H167ZM209 156V158H208ZM224 156V157H223ZM235 156V157H234ZM238 156V157H237ZM243 156V157H242ZM250 156V157H248ZM257 156V157H256ZM30 157H33V158H30ZM44 157V158H43ZM47 157L49 158H53V161H55V164H52L53 162H51L49 158L47 159ZM56 159H55V158ZM59 157V158H58ZM71 157V158H70ZM74 157V158H73ZM253 157V158H252ZM2 158V159H1ZM17 158H21L20 159H17ZM41 158V159H40ZM45 158L47 159V162L45 160ZM62 158H67V159H61ZM70 158L71 162L68 160ZM80 158V159H79ZM97 159L98 161H96V165L97 167L96 170L94 168V165L90 166L91 164H94V159ZM111 160H109V159ZM124 158V159H122ZM145 158V159H144ZM148 158V159H146ZM217 160H216V159ZM223 158V159H222ZM233 158H237V159H234ZM246 158V159H245ZM7 159V160H6ZM9 159V160H8ZM33 159V160H32ZM43 159V161H42ZM58 159V160H57ZM79 159V160H78ZM92 160V163L89 161V160ZM104 159V160H103ZM152 159V160H151ZM202 159V160H201ZM214 159V160H213ZM232 159V160H230ZM240 159V160H238ZM260 161H259V160ZM6 160V161H5ZM17 160V161H16ZM27 160L29 162H27ZM57 160V161H56ZM78 160V161H76ZM107 160V161H106ZM118 160V161H117ZM132 160V161H131ZM147 160V161H146ZM220 160V161H219ZM237 160V162L235 161ZM13 161L14 162V165H13ZM23 161V162H22ZM35 161H38L40 164H35V163H38V162H35ZM60 161H63L65 162L64 163V166L66 164H69V162L71 163L70 165H66V167L62 166L63 165V162H61L60 164L61 167L57 166L56 163L60 162ZM68 161V163L66 162ZM101 161V162H100ZM104 161V162H103ZM129 161V162H128ZM203 161V162H201ZM214 161V162H213ZM224 161V162H223ZM262 161V162H261ZM6 162V163H5ZM16 162V164H15ZM78 162V163H77ZM111 162V163H110ZM127 162V163H126ZM217 162V163H218ZM245 162V163H244ZM252 162V163H250ZM74 163V164H73ZM91 163V164H90ZM108 163V164H107ZM118 163V164H117ZM129 163V165H128ZM218 163V164H219ZM225 165H224V164ZM240 163V164H239ZM5 164V165H4ZM18 164V165H17ZM21 164V165H19ZM45 164V165H44ZM77 164V165H76ZM80 164V165H79ZM85 164V166H84ZM88 164V165H87ZM90 164V165H89ZM114 166H113V165ZM134 164V167H132V165ZM148 164V163H147ZM233 166H231V165ZM249 164V165H248ZM255 164V165H253ZM263 166H262V165ZM12 167H11V166ZM16 165V167H15ZM52 165V166H50ZM54 165V167H53ZM88 167H87V166ZM105 165V166H104ZM117 165V166H116ZM122 165V166H121ZM124 165V167L126 166V168H122ZM47 166V167H46ZM50 166V167H49ZM73 166V167H72ZM77 166V167H76ZM83 166V170L81 169V167ZM129 166V167H128ZM242 166V167H240ZM248 166V167H247ZM10 167V169H9ZM29 167V168H28ZM51 167L53 168L51 170ZM128 167V168H127ZM132 167V168H130ZM165 167V165H164ZM227 167V168H226ZM232 167V168H231ZM235 167V168H233ZM258 167V168H257ZM46 170L47 168V172L44 170ZM59 168V169H58ZM79 168V170H78ZM103 168V169H102ZM113 168V169H112ZM115 168V169H114ZM152 168H154V166H149V169L151 170ZM160 168V167H159ZM162 168H163V165H162ZM197 168V169H196ZM240 168V169H239ZM244 168V169H243ZM15 169V170H14ZM23 169V170H22ZM25 169V170H24ZM38 169V170H37ZM43 169V170H42ZM58 169V170H57ZM119 169H122L123 172H121V170ZM124 169H129L128 170V174L125 173V170ZM130 169H132V173L130 171ZM148 169V167H147ZM224 169V170H223ZM235 169V170H234ZM237 169V170H236ZM261 171H260V170ZM3 170V172H2ZM7 170H9L10 172L7 173ZM32 172H30V171ZM40 173H38L37 171ZM42 172H41V171ZM51 170V171H50ZM75 170V171H74ZM78 170V171H77ZM90 170L92 171V173H90ZM106 170V171H105ZM111 170V171H110ZM226 170V171H225ZM254 170V171H253ZM14 171V175L16 173L15 176L12 174V172ZM24 171V173H23ZM45 173H44V172ZM55 171V172H54ZM58 171V173H56ZM96 173H95V172ZM117 171V172H116ZM201 171V172H199ZM16 172V173H15ZM35 172V173H34ZM52 172L55 174H57V176L54 174H52ZM80 172V173H79ZM86 172V173H85ZM115 172V173H114ZM134 172V173H133ZM240 172V173H239ZM258 172L260 174H258ZM21 173V175H20ZM33 173V174H32ZM51 173V174H50ZM105 173V174H104ZM111 173V174H110ZM119 173V174H118ZM230 173V174H229ZM242 173V174H241ZM251 173V174H250ZM262 173V174H261ZM4 176H3V175ZM11 174V175H10ZM27 174V175H26ZM38 174V175H37ZM58 174L60 175L58 177ZM83 176H82V175ZM86 174V175H85ZM95 174V175H94ZM110 174V175H109ZM124 175L123 179H126V183H127V179H131V182L130 180L129 181V189L132 191L134 190V192L132 194H130L127 190V193L126 190H125V185H127L126 183L124 184V180L122 179V176ZM133 174V175H132ZM136 174V173H135ZM222 174V175H221ZM228 174V175H227ZM7 175V176H6ZM47 175V176H46ZM48 175H51V176H48ZM75 175V176H74ZM113 175V176H112ZM119 175V178L118 180H116V178H118ZM260 175L262 177H260ZM17 176H19V179L17 178ZM96 176V177H95ZM99 176V178H98ZM108 176V177H107ZM112 176V177H111ZM15 177V178H14ZM22 177V179H21ZM26 177V178H25ZM33 177V178H32ZM81 177V178H80ZM132 177V178H131ZM225 177V178H224ZM14 178V179H13ZM32 178V181H30ZM103 178V179H101ZM108 178V179H107ZM112 178H115V179H112ZM227 178V179H226ZM239 178V179H238ZM10 179V181H9ZM15 182H13V180ZM16 179V180H15ZM21 179V180H20ZM27 179V180H26ZM34 179H37V180H34ZM46 181H45V180ZM50 179V180H49ZM121 179L123 181H121ZM217 181H216V180ZM230 179V180H229ZM238 181H237V180ZM240 179H244V182L241 184L240 182ZM248 179V180H247ZM19 180V181H17ZM23 180V181H22ZM29 180V181H28ZM49 180V181H48ZM52 180H56L55 181H52ZM65 180V181H64ZM86 180V181H85ZM100 180V181H99ZM107 180V181H106ZM111 180V181H110ZM113 180V181H112ZM115 180V181H114ZM122 183H120V181ZM211 180V181H210ZM220 180V181H219ZM229 182H228V181ZM7 181H9L7 183ZM39 181V182H38ZM43 183L44 181L46 182L47 185H49L48 189L47 187L45 186V183L44 186L41 182ZM74 181V182H73ZM109 181V183H108ZM137 181V179H136ZM208 181V182H207ZM210 181V182H209ZM227 181V182H226ZM3 182V181H2ZM1 180H0V183H2ZM3 182V183H4ZM13 184H11V183ZM27 182V183H26ZM30 182H34L33 185L32 183ZM95 182V183H94ZM112 182L114 185L112 186L111 183ZM117 182V183H116ZM219 182V183H218ZM239 182V183H238ZM2 183V184H3ZM15 183V184H14ZM20 183V185H19ZM39 183V184H38ZM92 183V184H91ZM100 183V184H99ZM132 185H131V184ZM215 183V184H214ZM235 183L236 186L233 188V186L231 187V184ZM254 184L253 186H255V188H252V184ZM28 185L29 187L26 186V188L23 189V187H25V185ZM30 184V185H29ZM76 184H78V186H76ZM89 184V185H88ZM106 184V186H105ZM121 184V185H119ZM124 184V185H122ZM223 184V185H222ZM1 185V184H0ZM4 185V184H3ZM12 185V186H11ZM35 185H38V186H35ZM41 185V186H40ZM61 185V186H60ZM92 185V187H90ZM210 185V186H209ZM218 185V186H217ZM230 185V187H229ZM244 185V187H242ZM11 186V187H10ZM23 186V187H22ZM31 186V187H30ZM36 187V190L32 187ZM43 186V187H42ZM73 186V187H72ZM76 186V187H74ZM98 186V187H96ZM247 186V187H245ZM258 186V187H257ZM3 187V186H2ZM13 187V188H12ZM20 187V189H19ZM37 187H42L44 188L45 187V190H41L42 188H37ZM56 187V188H55ZM61 187V188H60ZM88 187H90L88 189ZM101 187V188H100ZM104 187H109V190L107 188H104ZM110 187H113V188H110ZM115 187V188H114ZM220 187H223V188H220ZM225 187V188H224ZM240 187L242 188L240 190ZM15 188V190H14ZM79 189V191L77 189ZM97 188V189H95ZM126 188L128 189V186H126ZM2 189V188H1ZM14 191H13V190ZM40 189V190H39ZM74 191H72V190ZM76 189V190H75ZM105 189V190H103ZM112 189V190H111ZM211 189H215V190H211ZM217 189V190H216ZM227 189V188H226ZM245 189V190H244ZM247 189V190H246ZM21 190V191H19ZM36 192H34V191ZM97 190L98 192L94 194V191ZM116 193H118L115 197H111L110 195L113 194L114 191ZM117 190V191H116ZM139 190V189H138ZM160 188L158 189L157 193H160L159 192ZM162 190V189H161ZM160 190V191H161ZM171 190V191H170ZM251 190V191H250ZM17 191V192H16ZM31 191V192H30ZM53 193H51V192ZM54 191V192H53ZM60 191V192H59ZM85 191V192H84ZM102 191V192H101ZM168 191V192H167ZM209 191V192H210ZM244 191V192H243ZM247 191V193H246ZM248 191H250L251 193L253 192H256V193H248ZM14 192H16V194H14ZM68 192V194H67ZM77 192V193H76ZM114 192V193H115ZM121 192V193H120ZM136 192V193H135ZM163 192V193H162ZM174 190L172 189H167L165 190V193L164 191L162 190L161 191V194H159L160 197H163V199L167 198L169 199V197H171L174 193ZM60 193V194H59ZM64 193V194H63ZM99 193H101L99 195ZM102 193H105L102 195ZM140 193V191H139ZM244 193V194H242ZM246 193V194H245ZM11 194H14V195H11ZM52 194V196H51ZM71 194V195H70ZM77 194V195H76ZM87 194V195H86ZM90 194V195H89ZM121 194H122V197H121ZM124 194H127V195H124ZM164 194V195H163ZM171 194V196L169 195ZM249 194V196H248ZM251 194V195H250ZM65 195V196H64ZM69 195V196H68ZM72 195H75L74 197H77V201L73 202V196ZM81 195V196H80ZM85 197L86 196H90L89 199H87L88 197H85L87 199V202H85L84 200L85 199H82V201L80 200L83 196ZM93 195V196H92ZM96 195V196H95ZM98 195V196H97ZM124 195V196H123ZM169 195V196H168ZM263 198H262V196ZM47 198H46V197ZM51 196V198H50ZM55 196V197H54ZM243 196H245L243 198ZM261 196V197H260ZM17 197V198H16ZM62 197V198H61ZM65 197V198H64ZM67 197H68V200H67ZM73 198V199H70V198ZM81 197V198H79ZM83 197V198H84ZM98 197V198H97ZM103 197V198H102ZM107 197V198H106ZM108 197H111L110 199ZM119 197L120 198V201L119 199L117 198ZM125 197V198H124ZM129 197V198H128ZM239 197V196H238ZM20 201H19V199ZM58 198V199H57ZM106 198V199H105ZM114 198H115V201H114ZM137 200H138V197H136ZM214 196L212 197L211 200H214L213 199ZM248 198V199H247ZM254 198V199H253ZM12 199V200H11ZM16 199H18V201H15ZM24 199V200H22ZM45 199V200H44ZM55 199V200H54ZM58 201H57V200ZM79 199V200H78ZM91 199V200H90ZM122 199V200H121ZM129 202H128V200ZM258 199V200H257ZM50 200V201H49ZM54 200V201H53ZM69 200L71 202H69ZM246 200V201H245ZM254 200V202L252 201ZM4 201V202H3ZM6 201V202H5ZM12 201V202H11ZM53 201V202H52ZM61 201V202H60ZM105 201V202H104ZM111 201V202H110ZM119 201V202H118ZM58 202V203H57ZM85 202V203H84ZM128 202V203H127ZM215 202V201H213ZM212 202V203H213ZM49 203V204H47ZM65 203V204H64ZM70 203L68 206H70V208L68 209H71L72 211H77V209L75 208H78L77 206H79V210L77 212H75V214L71 215L72 217L70 218L69 214L66 215V213L68 212V210L66 209H63L66 213H62V208H64L65 206H67V204ZM73 203L75 205H73ZM88 203V204H87ZM114 203V204H112ZM230 203V202H229ZM58 204V205H57ZM81 204V205H80ZM111 204V205H110ZM127 204V205H126ZM163 204L164 206L163 207H166L164 203H161ZM223 204V205H222ZM231 204V203H230ZM241 204V205H240ZM261 204V205H259ZM7 205V206H6ZM54 205V206H52ZM77 205V206H76ZM220 205H222L223 207L220 209ZM226 207H225V206ZM248 205V206H247ZM58 206V207H57ZM60 206V207H59ZM67 206V207H68ZM74 207V209H72V207ZM84 206V207H82ZM130 206V208H129ZM132 206H133V210L135 211H132ZM192 206V205H191ZM245 206V207H244ZM259 206V207H258ZM261 206V207H260ZM6 207V209H4ZM41 207V208H39ZM66 207V208H67ZM127 207V208H126ZM151 207V208H150ZM243 207V208H241ZM45 211H44V209ZM116 208V209H115ZM118 208V209H117ZM225 208V209H224ZM231 208H234V209H231ZM236 208V209H235ZM247 208V209H246ZM249 208H251L249 210ZM260 208V209H259ZM262 208V209H261ZM152 209V210H151ZM192 209L194 210H197V206H192ZM51 210V211H50ZM167 210V209H166ZM235 210V211H234ZM237 210V211H236ZM238 210H241L242 214L240 211ZM247 210V211H246ZM249 210V211H248ZM55 211V212H54ZM60 211V213H59ZM131 211V212H130ZM244 212V213H243ZM249 212V213H248ZM40 213V214H39ZM71 214V211L69 212ZM74 213V212H72ZM78 213V214H77ZM111 213L113 215H111ZM147 213V214H148ZM231 213H235L233 215H231ZM239 213V214H238ZM245 213H248L247 215ZM252 213V214H251ZM57 214V215H56ZM60 216H59V215ZM116 214V215H115ZM169 214V216H168ZM224 214V215H223ZM228 214V216H227ZM245 214V215H244ZM251 214V215H250ZM14 217H13V216ZM33 215V216H32ZM83 215V216H82ZM139 215V217H138ZM166 217V220L164 217ZM167 215V216H166ZM231 215V216H230ZM236 215V216H235ZM12 216V217H10ZM56 216V217H55ZM64 216V217H62ZM66 216V217H65ZM69 216V217H67ZM79 216V217H78ZM111 216V217H110ZM124 216V218H123ZM234 216V217H233ZM245 216V217H243ZM254 216V217H253ZM53 217V218H52ZM75 217V218H74ZM148 217V218H147ZM259 217V218H258ZM261 217V218H260ZM6 218L9 219L7 221H10V220H15V224L14 227L12 226V228H10V230L12 229V231L9 230V228L5 231V229L3 230L2 229V225L3 223L2 222H6ZM16 218V219H15ZM34 218V219H33ZM56 218V219H55ZM59 218V219H58ZM64 218V219H62ZM68 218V219H66ZM72 218H73V222H72ZM115 218H116V222H115ZM144 218V219H145ZM214 218V219H213ZM20 219V220H19ZM39 219V221H38ZM71 219V220H70ZM141 219V218H140ZM159 219V221H160ZM217 219V220H216ZM260 219V220H259ZM3 220V221H2ZM29 220L32 222H29ZM203 220V221H202ZM234 220V221H233ZM244 220V221H243ZM22 221V222H21ZM34 221V222H33ZM37 221V223H35ZM64 221V222H63ZM70 223H69V222ZM113 221V222H112ZM140 223H139V222ZM142 221V220H141ZM210 221V223L208 222ZM212 221V223H211ZM28 222V223H27ZM43 222V223H42ZM138 222V223H137ZM145 222V224H144ZM197 222V223H196ZM235 222V223H234ZM20 223V224H19ZM40 223V224H39ZM54 223V224H53ZM192 225H191V224ZM219 223V225H218ZM248 223V224H247ZM27 224H30V225H27ZM34 224V226L32 225ZM45 224V226H43ZM143 225V226H146L147 225V230H149V232L153 233L150 235V233L148 231L149 234H147L148 236H150V238H147V235H146V238L148 239V242L147 239L144 241V244L141 240H140V243L142 242L143 245L140 246L139 244V240L138 241V245L137 247L134 246L133 244H136V243H132V242H135L134 239H138L135 232L136 231H139V230H136L138 229V226L136 227L135 225ZM157 224V223H156ZM170 224V225H169ZM179 224V225H178ZM184 224V225H182ZM194 224V225H193ZM244 224V225H243ZM32 225V226H31ZM56 225V226H55ZM62 225V226H61ZM167 225V226H166ZM202 225V226H201ZM221 226V227H218V226ZM241 227H240V226ZM19 226V227H17ZM39 226V227H38ZM41 226V227H40ZM55 226V227H54ZM61 226V227H60ZM66 226V227H65ZM110 226V227H109ZM135 226V227H134ZM155 226H158V227H155ZM175 226V227H174ZM187 226V228H186ZM193 226V227H192ZM220 228V229H215L216 227ZM247 226V227H246ZM17 227V228H16ZM25 227V228H24ZM29 227V228H28ZM33 227V228H32ZM47 227H49V229H47ZM57 227V228H56ZM72 227V228H70ZM116 228L114 229L115 232H105L107 237L104 235H102L104 233V231L106 230V228H110L111 229ZM129 227V228H128ZM132 227V228H131ZM133 227H134V231H133ZM180 227V228H179ZM182 227V229H181ZM185 227V228H184ZM197 227V228H196ZM214 227V228H213ZM233 227V228H232ZM24 228V229H23ZM35 228V229H34ZM46 228V229H45ZM55 228V229H54ZM79 230H78V229ZM125 228V229H124ZM149 228V229H148ZM190 228V230H189ZM195 228V229H193ZM206 228V229H205ZM226 228V229H225ZM21 229V230H20ZM27 229L29 231H32L30 236H33V237H30L29 236V233L27 231ZM62 229V231L60 230ZM64 229H67V231H64ZM173 229V230H172ZM193 229V230H192ZM213 229V230H212ZM24 230V231H23ZM37 231H40V232H36ZM59 230V231H58ZM71 230H76V231H71ZM162 230V231H161ZM165 230V231H164ZM168 230V231H167ZM186 230V231H185ZM201 230V231H200ZM220 230V231H218ZM10 233H9V232ZM26 231V232H25ZM47 231V232H46ZM63 233V235H66L68 232H69V235L66 237L67 238V241L65 240V237L61 236L58 237V234ZM107 231V230H106ZM108 231H113V230H109ZM133 231V232H132ZM188 231V232H187ZM199 231V232H197ZM8 232V234H7ZM16 232V234H14ZM35 232V233H33ZM56 232V234H55ZM66 232V234H65ZM102 232V233H101ZM130 232V233H129ZM143 232V231H141ZM145 232V231H144ZM157 232V233H156ZM4 233V234H3ZM12 233V234H11ZM21 233V234H20ZM25 233V234H23ZM61 233V234H62ZM140 233V232H139ZM137 233V234H139ZM165 233V234H163ZM186 233V235H185ZM11 234V235H10ZM18 234V235H17ZM33 234V235H32ZM37 234V235H36ZM43 234V236H41ZM60 234V235H61ZM159 234V235H158ZM162 234V235H161ZM260 234V235H259ZM12 237V239H10L11 243L12 244H16L18 246L19 244V248L16 249L14 251L13 249V252H12V249L9 248L11 250L7 251L8 250V245L11 244L9 243V236ZM14 235L17 236L20 241L22 242L21 240V236H25L23 237V241L22 244L21 242L20 243H17V237H15L16 239V243H14ZM28 235V236H27ZM36 235V236H34ZM141 235V234H139ZM144 235V233H143ZM142 235V236H143ZM105 239H103L102 238ZM163 236V237H162ZM175 236V237H174ZM182 236V237H181ZM28 237V238H27ZM92 237V238H91ZM144 237V238H143ZM141 237L142 240L145 239V236ZM157 237V239H155ZM160 237V238H159ZM162 237V238H161ZM24 238L26 240H24ZM36 238V239H34ZM54 238V239H52ZM78 238V240H77ZM88 238V239H87ZM91 238V239H90ZM129 238V239H128ZM132 238V239H131ZM140 238V239H141ZM261 238V239H260ZM263 238V239H262ZM31 239V240H30ZM61 241L64 240L66 241L67 243V248L66 249H69L66 251L65 248H59V244L56 243L59 242L58 240ZM76 239V240H75ZM80 239V240H79ZM93 239V240H92ZM150 239V241H149ZM160 239V240H159ZM254 239V240H253ZM7 240V241H6ZM13 240V242H12ZM52 240H56L54 242H52ZM72 240V241H71ZM75 240V241H74ZM261 240V241H260ZM6 241V243L4 242ZM74 241V242H73ZM105 241V242H104ZM132 241V242H131ZM136 241V242H137ZM157 241V242H156ZM158 241H161L159 242L158 244ZM248 241V243H247ZM263 241V242H262ZM3 242V243H2ZM9 244H8V243ZM44 242V243H43ZM52 242V243H51ZM76 242V243H75ZM26 243V246H24ZM48 243V244H47ZM56 245V249L54 248V244ZM92 243V245H91ZM243 243V244H242ZM258 243V244H257ZM149 246H148V245ZM153 244V245H152ZM185 244V245H184ZM51 245V246H50ZM70 245V246H69ZM145 245V246H144ZM156 245V246H155ZM244 245V246H242ZM4 246V247H3ZM48 246V247H47ZM130 246V247H129ZM138 246H140V248H138ZM162 246V247H161ZM179 246V247H178ZM218 246V247H217ZM249 246V247H248ZM255 246V247H254ZM259 246V248H258ZM7 247V248H6ZM22 248V251H21V248ZM53 247V248H52ZM143 247V248H142ZM150 247V249H149ZM159 247V248H158ZM173 247V248H172ZM175 247V248H174ZM180 248V249H176V248ZM240 247V248H239ZM246 247V248H245ZM24 248V249H23ZM45 248V249H44ZM49 248V250H48ZM142 248V250H141ZM148 248V249H147ZM157 248L160 250L158 251ZM161 248H164V249H161ZM166 248V249H165ZM41 249V250H40ZM43 249V250H42ZM56 251L53 252L54 250ZM65 249V251L63 250ZM136 249H139V250H136ZM155 249V250H154ZM176 249V250H174ZM20 252H19V251ZM39 250V251H38ZM60 252H59V251ZM147 250V251H146ZM171 250H173L171 252ZM26 253H25V252ZM38 251V252H37ZM92 251L94 253H92ZM143 251V252H142ZM154 251V252H153ZM156 251V252H155ZM20 254H19V253ZM41 254H40V253ZM59 252V253H58ZM70 252V253H69ZM18 253V254H17ZM26 254L22 257H19L18 256H22V254ZM31 253V254H30ZM143 253V254H142ZM156 253V254H154ZM164 253L166 255H164ZM250 253V254H249ZM260 253V254H259ZM13 254V255H12ZM16 254V256H15ZM29 256H28V255ZM45 254V255H44ZM51 254V255H50ZM62 254V255H61ZM152 254V255H151ZM170 257H168L169 255ZM262 254V255H261ZM8 255V256H7ZM31 255V256H30ZM39 255V256H38ZM58 257H57V256ZM63 256V257H60ZM68 255L70 257H68ZM76 255V256H75ZM135 257H134V256ZM141 255V257H140ZM146 255V256H144ZM262 257H260V256ZM38 256V257H36ZM72 256H74V259L72 258ZM79 256V257H77ZM88 256V257H87ZM91 256H94V257H91ZM137 256V257H136ZM149 256V257H148ZM172 256V257H171ZM5 257V258H3ZM13 257V258H12ZM67 257V258H66ZM83 258V261L82 259L80 258ZM148 257V258H147ZM168 257V259L166 258ZM208 257V258H207ZM10 258V260H8ZM16 258V259H15ZM36 258V259H35ZM48 258V259H47ZM93 258V259H92ZM147 258V259H146ZM172 258V259H170ZM212 258V259H211ZM13 259V260H12ZM31 261H30V260ZM59 259V260H58ZM73 259V260H72ZM90 259V260H89ZM152 259V258H151ZM150 259V260H151ZM164 259H158V263L161 264L159 261H163ZM198 259V260H197ZM203 259V260H202ZM5 260V261H4ZM18 260L21 262H18ZM29 260V261H28ZM37 260V261H36ZM81 260V261H80ZM96 260V261H95ZM99 260V261H98ZM107 260V261H105ZM123 260V261H122ZM164 260V261H165ZM168 260V261H167ZM212 262H210V261ZM9 261V263H8ZM92 261V263H91ZM95 261V262H93ZM104 261V262H103ZM164 261L162 263H164ZM200 261V262H199ZM4 262V263H3ZM13 263V264H16ZM24 262V260H23ZM82 262V263H81ZM101 262V263H100ZM25 263V264H26ZM31 263V264H33ZM41 263V262H40ZM149 262H144V264H147ZM151 264H154L155 261L152 263L150 262ZM149 263V264H150ZM157 263V262H156ZM157 263V264H158ZM24 264V263H23ZM166 264V263H165Z\"/></svg>",
    "mask_w": 264,
    "mask_h": 264
},
{
    "label": "bare ground",
    "instance_id": "6f19581e",
    "mask_svg": "<svg viewBox=\"0 0 264 264\" xmlns=\"http://www.w3.org/2000/svg\"><path fill=\"white\" fill-rule=\"evenodd\" d=\"M23 1H25V0H23ZM49 1H50V0H49ZM61 1H62V0H61ZM63 1H64V0H63ZM147 1H148V0H147ZM147 1L145 0V2H147ZM159 1H160V0H159ZM206 1H207V0H206ZM206 1H205V2H206ZM220 1H221V0H220ZM223 1H224V0H223ZM240 1H241V0H240ZM251 1H252V0H251ZM3 2H4V1H3ZM21 2H22V1H21ZM25 2H27V1H25ZM43 2H44V1H43ZM53 2H54V1H53ZM64 2H65V1H64ZM117 2H118V1H117ZM129 2H130V1H129ZM174 2H175V0H174ZM176 2H178V1L176 0ZM183 2H184V1H183ZM186 2H187V1H186ZM226 2H227V1H226ZM247 2H248V1H247ZM259 2H260V1H259ZM17 3H18V2H17ZM27 3H28V2H27ZM37 3H38V2H37ZM39 3H40V2H39ZM49 3H52V2H49ZM59 3H60V2H59ZM148 3H149V2H148ZM152 3H153V2H152ZM154 3H155V2H154ZM228 3H229V2H228ZM244 3H245V2H244ZM249 3H250V0H249ZM44 4H45V3H44ZM53 4H54V3H53ZM55 4H56V3H55ZM62 4H63V3H62ZM62 4H61V6H62ZM116 4H117V3H116ZM126 4H127V3H126ZM131 4H132V3H131ZM133 4H134V3H133ZM145 4H146V3H145ZM157 4H158V3H157ZM180 4H181V3H180ZM189 4H190V2H189ZM206 4H207V3H206ZM4 5H5V4H4ZM168 5H169V4H168ZM184 5H185V4H184ZM199 5H200V4H199ZM204 5H205V4H204ZM219 5H220V4H219ZM240 5H241V4H240ZM242 5H243V4H242ZM250 5H251V3H250ZM261 5H262V4H261ZM19 6H20V5H19ZM21 6H22V5H21ZM30 6H31V5H30ZM37 6H38V5H37ZM55 6H56V5H55ZM70 6H71V5H70ZM118 6H119V5H118ZM131 6H132V5H131ZM146 6H147V4H146ZM212 6H213V5H212ZM227 6H228V5H227ZM263 6H264V5H263ZM2 7H3V6H2ZM35 7H36V6H34V8H35ZM136 7H137V6H136ZM140 7H141V6H140ZM148 7H149V6H148ZM153 7H154V6H153ZM177 7H178V6H177ZM223 7H224V6H223ZM225 7H226V5H225ZM230 7H231V3H230ZM230 7H229V9H230ZM248 7H249V6H248ZM6 8H7V7H6ZM13 8H14V7H13ZM13 8H12V9H13ZM19 8H20V7H19ZM19 8H18V9H19ZM37 8H38V7H37ZM51 8H52V6H51ZM67 8H68V7H67ZM110 8H111V7H110ZM137 8H138V7H137ZM137 8H136V9H137ZM142 8H143V7H142ZM165 8H166V7H165ZM173 8H174V7H173ZM173 8H172V9H173ZM181 8H182V7H181ZM216 8H217V7H216ZM44 9H45V8H44ZM46 9H47V8H46ZM48 9H49V8H48ZM69 9H70V8H69ZM69 9H68V10H69ZM83 9H84V8H83ZM151 9H152V7H151ZM178 9H179V8H178ZM182 9H186V8H182ZM191 9H192V8H191ZM205 9H206V8H205ZM205 9H204V10H205ZM256 9H257V8H256ZM23 10H24V9H23ZM49 10H50V9H49ZM49 10H48V12H49ZM62 10H63V9H62ZM222 10H223V9H222ZM226 10H228V9H226ZM247 10H248V9H247ZM20 11L22 12V10H20ZM26 11H27V10H26ZM65 11H66V10H65ZM78 11H79V10H78ZM124 11H125V10H124ZM129 11H130V10H129ZM131 11H132V10H131ZM138 11H139V10H138ZM144 11H145V10H144ZM172 11H173V10H172ZM180 11H183V10L180 9ZM200 11H201V10H200ZM230 11H231V10H230ZM31 12H32V11H31ZM35 12H36V11H35ZM57 12H58V11H57ZM133 12H135V11H133ZM141 12H142V11H141ZM189 12H190V11H189ZM193 12H194V10H193ZM202 12H204V11H202ZM255 12H256V11H255ZM255 12H254V13H255ZM259 12H260V11H259ZM109 13H110V12H109ZM111 13H112V12H111ZM147 13H148V12H147ZM252 13H253V12H252ZM252 13H251V14H252ZM23 14H24V13H23ZM42 14H43V13H42ZM65 14H66V13H65ZM133 14H134V13H133ZM137 14H138V13H137ZM144 14H145V13H144ZM156 14H157V13H156ZM200 14H201V13H200ZM205 14H206V12H205ZM205 14H203V15H205ZM3 15H4V14H3ZM18 15H19V14H18ZM20 15H21V14H20ZM29 15H30V14H29ZM34 15H35V14H34ZM69 15H70V14H69ZM107 15H109V14H107ZM150 15H151V14H150ZM152 15H153V14H152ZM164 15H165V14H164ZM173 15H174V14H173ZM207 15H208V14H207ZM223 15H224V14H223ZM260 15H261V13H260ZM6 16H7V15H6ZM25 16H26V15H25ZM112 16H113V15H112ZM185 16H186V15H185ZM224 16H225V15H224ZM242 16H243V15H242ZM249 16H250V15H249ZM252 16H253V15H252ZM257 16H258V15H257ZM0 17H1V16H0ZM129 17H130V16H129ZM149 17H150V16H148L147 18H149ZM156 17H157V16H156ZM180 17H181V16H180ZM183 17H184V16H183ZM190 17H191V16H190ZM192 17H193V16H192ZM201 17H203V16H201ZM1 18L3 19V17H1ZM135 18H136V17H135ZM159 18H160V17H159ZM166 18H167V17H166ZM187 18H188V17H187ZM198 18H199V17H198ZM217 18H218V17H217ZM241 18H242V17H240L239 19H241ZM257 18H258V17H257ZM18 19H19V18H18ZM71 19H72V18H71ZM111 19H112V18H111ZM136 19H137V18H136ZM153 19H157V18H153ZM184 19H185V18H184ZM222 19H224V18H222ZM247 19H249V18H247ZM14 20H15V19H14ZM60 20H61V19H60ZM133 20H134V19H133ZM140 20H141V19H140ZM168 20H169V19H168ZM186 20H187V19H186ZM188 20H189V19H188ZM190 20H191V19H190ZM226 20H227V19H226ZM226 20H225V21H226ZM229 20H230V19H229ZM256 20H257V19H256ZM58 21H59V20H58ZM58 21H57V22H58ZM104 21H105V20H104ZM127 21H128V20H127ZM152 21H153V20H152ZM152 21H151V22H152ZM156 21H158V20H156ZM160 21H161V20H160ZM165 21H166V20H165ZM182 21H183V20H182ZM240 21H241V20H240ZM242 21H243V20H242ZM248 21H249V20H248ZM125 22H126V21H125ZM137 22H138V21H137ZM141 22H142V21H141ZM163 22H164V21H163ZM184 22H185V21H184ZM213 22H214V21H213ZM260 22H261V21H260ZM30 23H31V22H30ZM133 23H135V22H133ZM146 23H147V22H146ZM148 23H149V22H148ZM173 23H174V22H173ZM201 23L204 25V24H208L209 21H207V20L205 21V20H204V22L202 21ZM217 23H218V22H217ZM227 23H228V22H227ZM227 23H226V24H227ZM239 23H240V22H239ZM262 23H263V22H262ZM3 24H5V23H3ZM138 24H139V23H138ZM150 24H151V23H150ZM162 24H163V23H162ZM171 24H172V23H171ZM185 24H187V23H185ZM209 24H210V23H209ZM234 24H235V23H234ZM260 24H261V23H260ZM30 25H31V24H30ZM32 25H33V23H32ZM65 25H66V24H65ZM135 25H137V24H135ZM143 25H145V24H143ZM154 25H155V24H154ZM167 25H168V24H167ZM211 25H212V23H211ZM242 25H243V24H242ZM256 25H257V24H256ZM4 26H5V25H4ZM57 26H58V25H57ZM130 26H131V25H130ZM163 26H164V25H163ZM184 26H185V25H184ZM230 26H231V25H230ZM238 26H239V25H238ZM246 26H247V25H246ZM246 26H245V27H246ZM124 27H125V25H124ZM131 27H132V26H131ZM139 27H141V26H139ZM153 27H154V26H153ZM159 27H160V26H159ZM170 27H171V26H170ZM181 27H183V26H181ZM194 27H195V26H194ZM211 27H212V26H211ZM228 27H229V26H228ZM236 27H237V26H235L234 28H236ZM1 28H2V27H1ZM142 28H143V27H142ZM144 28H145V27H144ZM146 28H147V27H146ZM146 28H145V29H146ZM176 28H177V27H176ZM187 28H188V27H187ZM205 28H206V27H205ZM205 28H203V29L201 30L203 34H205V33H204V32L206 31ZM213 28H214V27H213ZM226 28H227V27H226ZM256 28H257V27H256ZM17 29H18V27H17ZM94 29H95V28H94ZM122 29H123V28H122ZM127 29H128V27H127ZM127 29H126V30H127ZM134 29H135V28H134ZM157 29H158V28H157ZM160 29H162V28H160ZM173 29H174V28H173ZM181 29H182V28H181ZM189 29H190V28H189ZM199 29H200V28H199ZM217 29H218V28H217ZM258 29H259V28H258ZM261 29H262V28H261ZM4 30H5V29H4ZM123 30H124V29H123ZM140 30H141V28H140ZM140 30H139V31H140ZM143 30H144V29H143ZM162 30H164V29H162ZM185 30H186V27H185ZM207 30H208V29H207ZM215 30H216V29H215ZM219 30H220V28H219ZM34 31H35V30H34ZM44 31H45V30H44ZM145 31H146V30H145ZM148 31H149V30H148ZM156 31H157V30H156ZM164 31H166V30H164ZM179 31H180V29H179ZM181 31H182V30H181ZM188 31H190V30H188ZM193 31H194V30H193ZM201 31L199 30V32H201ZM240 31H241V30H240ZM262 31H263V30H262ZM48 32H49V31H48ZM96 32H97V31H96ZM123 32H124V31H123ZM150 32H151V31H150ZM154 32H155V31H154ZM154 32H153V33H154ZM159 32H160V31H159ZM186 32H187V31H186ZM186 32H184V33H186ZM219 32H220V31H219ZM11 33H12V32H11ZM46 33H47V32H46ZM53 33H55V32H53ZM102 33H103V32H102ZM165 33H168V32H165ZM174 33H175V32H174ZM189 33H190V32H189ZM202 33H201V34H202ZM214 33H215V32H214ZM234 33H235V32H234ZM237 33H238V32H237ZM244 33H245V32H244ZM244 33H243V34H244ZM0 34H1V33H0ZM33 34H34V33H33ZM98 34H99V33H98ZM125 34H126V33H125ZM125 34H124V35H125ZM136 34H138V33H136ZM139 34H140V33H139ZM157 34H159V33H157ZM160 34H161V33H160ZM178 34H179V33H178ZM182 34H183V33H182ZM196 34H197V33H196ZM207 34H209V33H207ZM207 34H206V35H207ZM218 34H219V33H218ZM226 34H227V32H226ZM239 34H240V33H239ZM261 34H262V33H261ZM2 35H3V34H2ZM24 35H25V34H24ZM51 35H52V34H51ZM56 35H57V34H56ZM187 35H188V34H187ZM209 35H211V34H209ZM209 35H207V36H209ZM219 35H220V34H219ZM236 35H237V34H236ZM249 35H250V33H249ZM67 36H68V35H67ZM128 36H129V35H128ZM137 36H138V35H137ZM152 36H154V35H152ZM163 36H164V37H163ZM163 36H162L161 38H166V37H167V36L165 37V35H163ZM197 36H198V35H197ZM207 36H206V38H207ZM231 36H232V35H231ZM247 36H248V35H247ZM262 36H263V35H262ZM16 37H17V36H16ZM18 37H19V36H18ZM42 37H43V36H42ZM125 37H126V36H125ZM135 37H136V36H135ZM143 37H144V36H143ZM147 37H148V36H147ZM154 37H155V36H154ZM187 37H188V36H187ZM263 37H264V36H263ZM9 38H10V37H9ZM40 38H41V37H40ZM46 38H47V37H46ZM77 38H78V37H77ZM122 38H123V37H122ZM177 38H178V37H177ZM177 38H176V39H177ZM180 38H181V37H180ZM229 38H230V37H229ZM243 38H244V37H243ZM256 38H257V37H256ZM21 39H22V37H21ZM49 39H50V38H49ZM85 39H86V38H85ZM87 39H88V38H87ZM132 39H133V38H132ZM139 39H140V38H139ZM147 39H148V38H147ZM190 39H191V38H190ZM199 39H200V38H199ZM207 39H208V38H207ZM230 39H231V38H230ZM237 39H238V41L240 40L239 38H237ZM241 39H242V38H241ZM258 39H259V38H258ZM260 39H261V38H260ZM263 39H264V38H263ZM263 39H262V40H263ZM50 40H51V39H50ZM73 40H74V39H73ZM88 40H89V39H88ZM110 40H112V42H113V39H110ZM161 40H162V39H161ZM166 40H167V39H166ZM172 40H173V39H171V41H172ZM188 40H189V38H188ZM188 40H187V41H188ZM193 40H194V39H193ZM256 40H257V39H256ZM42 41H43V40H42ZM128 41H129V40H128ZM130 41H132V40H130ZM159 41H160V40H159ZM169 41H170V40H169ZM171 41H170V42H171ZM177 41H178V39H177ZM183 41H184V40H183ZM187 41H186V42H187ZM221 41H222V40H221ZM230 41H232V42H237V40H236V39L234 40V38H232V40H230ZM250 41H251V40H250ZM252 41H253V39H252ZM258 41L263 42V41H261V40H258ZM28 42H30V41H28ZM28 42H26V43H28ZM66 42H68V41H66ZM173 42H174V41H173ZM208 42H209V41H208ZM215 42H216V41H215ZM219 42H220V41H219ZM239 42H240V41H239ZM256 42H257V41H256ZM256 42H255V43H252V45H253V44H256ZM17 43H18V42H17ZM26 43H25V44H26ZM32 43H33V42H32ZM32 43H31V44H32ZM37 43H38V42H37ZM74 43H75V42H74ZM82 43H83V42H82ZM85 43H86V42H85ZM129 43H130V42H129ZM129 43H127V44H129ZM147 43H148V42H147ZM182 43H183V42H182ZM189 43H190V42H189ZM221 43H222V42H221ZM240 43H242V42H240ZM0 44H1V43H0ZM31 44H30V45H31ZM75 44H76V43H75ZM83 44H84V43H83ZM127 44H126V45H127ZM130 44H131V43H130ZM132 44H133V42H132ZM140 44H141V43H140ZM144 44H145V42H144ZM154 44H155V43H154ZM180 44H181V43H180ZM190 44H191V43H190ZM208 44H209V43H208ZM208 44L205 45V46H209ZM213 44H214V43H213ZM223 44H224V43H223ZM235 44H236V43H234V44L232 43V46H231V48H230L231 50H232V49H233V50L235 49L236 45H238V42H237L236 45H235ZM250 44H251V43H250ZM259 44H260V43H259ZM13 45H14V44H13ZM37 45H38V44H37ZM79 45H80V44H79ZM79 45H78V46H79ZM110 45H111V44H110ZM135 45H136V44H135ZM147 45H148V44H147ZM173 45H174V44H173ZM175 45H176V44H175ZM175 45H174V46H175ZM219 45H220V44H219ZM230 45H231V44H230ZM242 45H243V43H242ZM3 46H4V45H3ZM10 46H11V45H10ZM63 46L65 47V45H63ZM75 46H76V45H75ZM163 46H164V45H163ZM170 46H172V45H170ZM188 46H189V45H188ZM194 46H195V45H194ZM200 46H201V45H200ZM225 46H226V45H225ZM238 46H239V45H238ZM243 46H244V45H243ZM245 46H246V45H245ZM247 46H248V45H247ZM253 46H254V45H253ZM253 46H252V47H253ZM1 47H2V46H1ZM11 47H13V46H11ZM15 47H16V46H15ZM27 47H28V46H27ZM66 47H69V46H66ZM137 47H138V46H137ZM142 47H143V45H142ZM165 47H166V46H165ZM168 47H169V45H168ZM179 47H180V46H179ZM195 47H196V46H195ZM229 47H230V46H229ZM252 47H251V48H252ZM261 47H262V45H261ZM261 47H260V48H261ZM5 48H7V46H6ZM9 48H10V47H9ZM13 48H14V47H13ZM13 48H12V50H14ZM18 48H19V47H18ZM43 48H44V47H43ZM62 48H63V47H62ZM74 48H75V47H74ZM149 48H151V46H150ZM175 48H176V47H175ZM184 48H185V47H184ZM224 48H225V47H224ZM236 48H237V47H236ZM239 48H240V47H239ZM241 48H242V47H241ZM246 48H247V47H245V49H246ZM249 48H250V47H249ZM257 48H259V47H257ZM260 48H259V49H260ZM2 49H3V48H2ZM45 49H46V48H45ZM47 49H48V48H47ZM53 49H54V48H53ZM64 49H65V48H64ZM78 49H79V48H78ZM129 49H130V47H129ZM129 49H128V50H129ZM133 49H134V48H133ZM137 49H138V48H137ZM140 49H141V48H140ZM159 49H160V48H159ZM177 49H178V48H177ZM193 49H194V48H193ZM226 49H227V48H226ZM243 49H244V47H243ZM245 49H244V50H245ZM0 50H1V49H0ZM18 50H19V49H18ZM18 50H17V51H18ZM130 50H131V49H130ZM196 50H197V49H196ZM213 50H214V49H213ZM236 50H237V49H236ZM239 50H240V49H239ZM239 50H238V51H239ZM244 50H243V51H244ZM5 51H6V50H5ZM7 51H8V50H7ZM10 51H11V50H10ZM26 51H27V50H26ZM28 51H29V49H28ZM32 51H33V50H32ZM62 51H63V50H62ZM172 51H173V50H172ZM175 51H176V50H175ZM175 51H174V52H175ZM179 51H182V50H179ZM194 51H195V50H194ZM206 51H207V50H206ZM206 51H204V52H206ZM209 51H210V50H209ZM218 51H219V50H218ZM222 51H223V50H222ZM240 51H241V50H240ZM247 51H248V49H247ZM254 51H255V50H254ZM258 51H261V50H258ZM2 52H3V51H2ZM18 52H19V51H18ZM36 52H37V50H36ZM39 52H40V51H39ZM43 52H44V51H43ZM64 52H65V51H64ZM230 52H231V51H230ZM230 52H229V55H230ZM245 52H246V50H245ZM245 52H244V54H245ZM3 53H4V52H3ZM57 53H58V52H57ZM137 53H138V52H137ZM166 53H167V52H166ZM183 53H185V52H183ZM183 53H182V54H183ZM212 53H213V52H212ZM248 53H249V51H248ZM255 53H257V52L255 51ZM0 54H2V53H0ZM26 54H27V53H26ZM26 54H25V55H26ZM41 54H42V53H41ZM51 54H52V53H51ZM62 54H63V53H62ZM79 54H80V53H79ZM82 54H83V53H82ZM82 54H81V55H82ZM167 54H168V53H167ZM203 54L205 55V53H203ZM207 54H208V53H207ZM214 54H216V53H214ZM221 54H222V53H221ZM238 54H239V53H238ZM20 55H21V54H20ZM46 55H47V54H46ZM48 55H49V54H48ZM57 55H58V54H57ZM209 55H211V54H209ZM252 55H253V54H252ZM11 56H12V55H11ZM75 56H76V55H75ZM161 56H162V55H161ZM178 56H180V55H178ZM185 56H186V55H185ZM211 56H212V55H211ZM234 56H235V55H234ZM262 56H263V55H262ZM4 57H5V56H4ZM17 57H18V56H17ZM30 57H31V56H30ZM39 57H40V56H39ZM43 57H44V56H43ZM49 57H50V55H49ZM52 57H53V56H52ZM76 57H77V56H76ZM95 57H96V56H95ZM97 57H98V56H97ZM170 57H171V56H170ZM176 57H177V56H176ZM182 57H184V56H182ZM186 57H187V56H186ZM221 57H222V56L220 55V58H221ZM223 57H224V55H223ZM40 58H41V57H40ZM66 58H68V57H66ZM66 58H65V59H66ZM90 58H91V57H90ZM113 58H114V57H113ZM134 58H135V57H134ZM180 58H181V56H180ZM212 58H213V57H212ZM216 58H217V57H216ZM220 58L218 57V59H220ZM228 58H230V57H228ZM3 59H4V58H3ZM3 59H2V60H3ZM24 59H26V58H24ZM31 59H32V58H31ZM76 59H77V58H76ZM98 59H99V58H98ZM202 59H203V58H202ZM209 59H210V58H209ZM218 59H217V60H218ZM225 59H226V58H225ZM225 59H223V60H225ZM231 59H232V58H231ZM248 59H249V58H248ZM4 60H6V59H4ZM29 60H30V59H29ZM33 60H34V59H33ZM37 60L39 61L40 59H37ZM50 60H51V59H50ZM81 60H84V59H81ZM89 60H90V59H89ZM154 60H155V59H154ZM213 60H214V59H213ZM220 60H221V59H220ZM223 60H221L220 62H222ZM249 60H251V58H250ZM253 60H254V59H253ZM260 60H261V59H260ZM0 61H1V60H0ZM69 61H70V60H69ZM112 61H113V60H112ZM121 61H122V60H121ZM179 61H180V60H179ZM235 61H237V60H235ZM240 61H241V60H240ZM21 62H22V61H21ZM25 62H26V61H25ZM25 62H24V63H25ZM61 62H62V61H61ZM61 62H60V63H61ZM79 62L81 63V61H79ZM124 62H125V61H124ZM140 62H142V61H140ZM161 62H162V61H161ZM164 62H165V61H164ZM175 62H176V61H175ZM180 62H182V61H180ZM220 62H218V63L220 64ZM224 62H225V61H224ZM253 62H254V61H253ZM256 62H257V61H256ZM26 63H27V62H26ZM28 63H29V62H28ZM82 63L86 64V63L83 62V61H82ZM115 63H116V62H115ZM127 63H128V62H127ZM129 63H130V62H129ZM135 63H136V62H135ZM148 63H149V62H148ZM157 63H159V61H158ZM185 63H186V62H185ZM189 63H190V62H189ZM196 63H197V62H196ZM39 64H40V63H39ZM50 64H51V63H50ZM67 64H69V63H67ZM92 64H93V63H92ZM94 64H95V63H94ZM94 64H93V65H94ZM110 64H111V63H110ZM132 64H133V63H132ZM164 64H165V63H164ZM190 64H191V63H190ZM199 64H200V63H199ZM235 64H236V63H235ZM250 64H251V63H250ZM19 65H20V64H19ZM79 65H80V64H79ZM82 65H83V64H82ZM82 65H81V66H82ZM95 65H96V64H95ZM112 65H113V64H112ZM158 65H160V64H158ZM158 65H157V66H158ZM238 65H239V64H238ZM251 65H252V64H251ZM43 66H45V64H44ZM54 66H55V65H54ZM60 66H61V65H60ZM83 66H84V65H83ZM125 66H126V65H124L123 67H125ZM149 66H150V65H149ZM169 66H170V65H169ZM184 66H185V65H184ZM240 66H241V64H240ZM254 66H255V65H254ZM34 67H35V66H34ZM36 67H37V65H36ZM45 67H46V66H45ZM49 67H50V66H49ZM55 67H56V66H55ZM86 67H87V66H86ZM133 67H134V66H133ZM142 67H143V66H142ZM158 67H159V66H158ZM167 67H168V66H167ZM171 67H172V66H171ZM185 67H186V66H185ZM219 67H220V66H219ZM247 67H249V65H248ZM1 68H4V67L1 66ZM62 68H63V67H62ZM62 68H61V69H62ZM65 68H66V67H65ZM71 68H72V67H71ZM90 68H91V67H90ZM94 68H95V67H94ZM97 68H98V67H97ZM102 68H103V67H102ZM110 68H111V67H110ZM110 68H109V69H110ZM168 68H169V67H168ZM168 68H167V70H168ZM213 68H214V67H213ZM228 68H229V67H228ZM244 68H245V67H244ZM255 68H256V67H255ZM255 68H253V70H254ZM258 68H259V67H258ZM7 69H8V68H7ZM47 69H48V68H47ZM124 69H125V68H124ZM135 69H136V67H135ZM149 69H150V68H149ZM157 69H158V68H157ZM240 69H241V68H240ZM240 69H239V71H240ZM246 69H247V68H246ZM1 70H2V69H1ZM22 70H23V69H22ZM24 70H25V69H24ZM64 70H65V69H64ZM85 70H86V69H85ZM87 70H88V69H87ZM98 70H99V69H98ZM127 70H129V69H127ZM132 70H133V69H132ZM161 70H162V69H161ZM233 70H234V69H233ZM244 70H245V69H244ZM31 71H32V70H31ZM42 71H43V70H42ZM46 71H47V70H46ZM53 71H54V69H53ZM80 71H81V70H80ZM91 71H92V69H91ZM93 71H94V70H93ZM93 71H92V72H93ZM113 71H114V70H113ZM125 71H126V70H125ZM137 71H138V70H137ZM148 71H149V70H148ZM163 71H164V70H163ZM184 71H185V70H184ZM219 71H220V70H219ZM224 71H225V70H224ZM229 71H230V70H229ZM235 71H236V70H235ZM235 71H234V72H235ZM239 71H237L236 73L239 74ZM241 71H242V70H241ZM249 71H250V70H249ZM0 72L2 73V71H0ZM6 72H7V71H6ZM58 72H59V71H58ZM62 72H63V71H62ZM69 72H70V71H69ZM100 72H101V71H100ZM111 72H112V71H111ZM123 72H124V71H123ZM139 72H140V70H139ZM157 72H158V71H157ZM157 72H156V73H157ZM165 72H166V71H165ZM234 72H232V73H234ZM243 72H245V71H243ZM243 72H242V73H243ZM26 73L29 74V72H26ZM26 73H25V74H26ZM45 73H46V72H45ZM48 73H49V72H48ZM52 73H53V72H52ZM85 73H86V72H85ZM128 73H129V72H128ZM134 73H135V72H134ZM136 73H138V72H136ZM161 73H162V72H161ZM184 73H185V72H184ZM210 73H211V72H210ZM219 73H220V72H219ZM222 73H223V72H222ZM229 73H230V72H229ZM240 73H241V72H240ZM256 73H257V72H256ZM260 73H261V72H260ZM14 74H15V73H14ZM25 74H24V75H25ZM27 74H26V76H29V75H27ZM34 74H35V73H34ZM74 74H75V73H74ZM74 74H73V75H74ZM147 74H148V73H147ZM152 74L155 75V73H153V72H152ZM152 74H151V75H152ZM205 74H207V72H206ZM214 74H216V73L214 72ZM226 74H227V73H226ZM31 75H32V74H31ZM31 75H30V77H28V78H29L30 80H34V79H33V78H34L33 75H32V76H31ZM97 75H98V74H97ZM148 75H150V74H148ZM148 75H147V76H148ZM200 75H203V73H201ZM229 75H230V76H231V75L234 76V74H229ZM229 75H228L227 77H229ZM262 75H263V74H262ZM11 76H12V75H11ZM18 76H19V75H18ZM77 76H78V75H77ZM142 76H143V74H142ZM168 76H169V75H168ZM168 76H167V77H168ZM209 76H210V75H209ZM240 76H241V74H240ZM24 77H25V76H24ZM72 77H73V76H72ZM169 77H170V76H169ZM190 77H191V76H190ZM201 77H202V76H201ZM235 77H236V76H235ZM25 78H26V77H25ZM25 78H23V75H22V80L25 79ZM46 78H47V77H46ZM69 78H70V77H69ZM76 78H77V77H76ZM150 78H151V76L149 77V79H150ZM162 78H163V77H162ZM232 78H233V77H232ZM250 78H251V77H250ZM18 79H19V78H18ZM71 79H72V81H73L74 78H71ZM164 79H165V78H164ZM183 79H184V78H183ZM188 79H192V77H191V78H188ZM203 79H204V78H203ZM224 79H225V78H224ZM230 79H231V77H230L229 79H226L227 82H225L226 80H225L224 82L227 83V84L229 85V84H231V82H232V80H231L230 83L228 82V80H230ZM257 79H258V78H257ZM13 80H15V79H13ZM13 80H12V81H13ZM26 80H27V79H26ZM26 80H23V81L25 82ZM105 80H106V79H105ZM108 80H109V79H108ZM123 80H124V79H123ZM123 80H122V81H123ZM128 80H129V79H128ZM128 80H127V81H128ZM184 80H185V79H184ZM186 80H187V79H186ZM186 80H185V81H186ZM234 80H235V79H234ZM242 80H243V79H242ZM245 80H247V79H245ZM245 80H244V81H245ZM9 81H10V80H9ZM27 81H28V80H27ZM92 81H93V80H92ZM92 81H91V82H92ZM95 81H96V80H95ZM97 81H98V80H97ZM102 81H103V80H102ZM124 81H126V79H125ZM177 81H178V80H177ZM185 81H183V82L185 83ZM206 81H207V80H206ZM221 81H222V80H221ZM261 81H263V80H261ZM1 82H2V81H1ZM28 82H29V81H28ZM28 82H27V83L25 82L24 84H22V83L19 82L20 84L16 85L15 87H8V86L4 87V86H0V130H1V133H2V130H3L2 128H3V127H4V129H5V127H6V130L9 128V131H8V130H7V131H6V130H3V133H2V134L0 133V134H1L0 136L2 137L3 134H4V132H5V131L7 132V133L5 132V134H4V136H6V139H3L4 141H3V143H2V144H3L2 146H5V145H4V144H5V143H4L5 140H6L7 142H8L9 139H10V140L12 139V140L15 141L16 138L19 137V139H20L21 137H23V136H22L23 134L20 136V134H18L19 131L16 132V131H15L16 129H15V130L13 129V128H15L13 125H14V124L16 125V124L19 122V121H16L17 116H21L23 113H27V114H24V115H25V118L22 119V121H24L25 119H27L25 122L27 123V121H28V125L25 126V125L23 124V122H22V124H23V128H25V127L29 128V127H30V124H33V123L36 121V119H35V121H33L34 118H32L31 115H29L28 112H30V111H35V110L38 109V107L40 108L39 110H41V109L43 110V109L45 108V111L43 110L42 113H41V112H39V110H38V113H40V114H39V120H38V117H37V121H40V119H41V120H43L44 123L47 122V124H48V122H50V120L48 121L47 118H45L43 114H46V113H47L46 117H48L50 113L53 114L54 112H56V110H57V111L60 110V111H58V113H60V114H61V112H62V113L67 112V111L64 112V110L66 109V108H64V105H65V104L63 105L62 102H58V99L60 98V95H58V94H57V95L59 96V98H56V99H57V102H58V105H57V103H56V106H55V107H53L54 105H52L54 101L51 102V103H43L44 100H43V101L41 100V99H43V95H41V94H39V95L37 94V95H38L37 98L40 97V95L42 96V98L40 97V99H39V101L41 100L42 103H40V102L37 103V106H38V107H37V106H36V108L33 107V106L36 105V102L34 103L35 105H34L33 103H31L32 105L30 104L33 108L30 107V106H28L29 104L26 103V102L23 104V103H22L23 99H24V101L29 100L28 97H22V96H20V94L18 95L17 92H16V94H13L12 90L15 91V89H16V90L18 89L20 92H22L21 90L24 89V86H26V87H28V88L32 91V93H33V90L31 89V87H32L33 84L31 83L32 85H30V84H28ZM74 82H75V81H74ZM99 82H100V81H99ZM103 82H104V81H103ZM105 82H106V81H105ZM105 82H104V83H105ZM116 82H117V81H116ZM118 82H119V80H118ZM129 82H132V80H129ZM133 82H134V84H136V83H135L136 81H133ZM153 82H154V81H153ZM198 82H199V81L197 80V83H198ZM259 82H260V81H259ZM56 83H57V82H56ZM66 83H67V81H66ZM69 83H72V82L69 81ZM69 83H68L67 85H69ZM93 83H94V82H93ZM101 83H102V82H101ZM112 83H113V82H112ZM125 83H127V82H125ZM144 83H145V82H144ZM154 83H155V82H154ZM171 83H172V82H171ZM187 83H188L189 85H191L189 81H188ZM187 83H185V84H187ZM212 83H213V82H212ZM54 84H55V83H54ZM96 84H97V83H96ZM105 84H107V83H105ZM113 84H115V83H113ZM113 84H112V86H113ZM121 84H122V83H121ZM121 84H120V85H121ZM134 84H133V85H131V84H127V86L129 85V86L133 89L132 86H134ZM146 84H147V82H146ZM161 84H162V83H161ZM203 84H205V83H203ZM209 84H210V83H209ZM219 84H220V83H219ZM221 84H222V83H221ZM227 84H225L224 87H225V86L228 87ZM240 84H241V83H240ZM258 84H260V85L262 84V85H263V83H258ZM258 84H256V85H258ZM67 85L65 84V86H67ZM70 85H71V84H70ZM70 85H69V86H70ZM87 85H88V84H87ZM93 85H94V84H93ZM103 85H104V84H103ZM107 85H108V84H107ZM118 85H119V83H118ZM125 85H126V84H124V82H123V85H122L123 87H120V88H123V89H124V88H125V87H124ZM157 85H159V84L157 83ZM162 85H164V84H162ZM189 85H188V86L186 85L185 87L183 86V87L180 88V89H183V88H184L183 90H184V93H185V92H187L189 89L194 88V87H192V86L189 87ZM213 85H214V84H213ZM217 85H218V84H217ZM233 85H236V86H237L238 84H237L236 81H235V84H234V82H233L232 86H233ZM244 85H245V84H244ZM260 85H258V86H259L258 88H259V89H260V88L264 89V87H263L262 85H261V86H262V87H261ZM11 86H13V84H12ZM44 86H45V85H44ZM51 86H52V85H51ZM55 86H57V85H54V87H55ZM60 86H61V85H60ZM82 86H83V85H82ZM84 86H85V85H84ZM115 86H116V84H115ZM127 86H126V87H127ZM159 86H160V85H159ZM164 86H165V85H164ZM173 86H176V85L174 84ZM173 86H172V87H173ZM206 86H207V85H206ZM214 86H216V85H214ZM230 86H231V85H230ZM236 86H233L234 88H233V87H231V88L235 89ZM241 86L243 87L242 84L239 85V87H238L240 90H241V88H242ZM246 86H247V85H246ZM33 87H35V86L33 85ZM38 87H39V86H38ZM38 87H37V88H38ZM41 87H42V86H41ZM45 87H46V86H45ZM62 87H63V86H62ZM71 87H72V86H71ZM113 87H114V86H113ZM130 87H129V88H130ZM139 87H140V86H139ZM165 87H166V86H165ZM165 87H164V88H165ZM188 87H189V89H188ZM210 87H212V84H211ZM219 87H220V86H218V88H219ZM224 87L221 86V87H220L221 90H218V92L220 91L221 93H225ZM226 87H225V89H226ZM28 88H25V89L27 90V92L30 91V90H28ZM127 88H128V87H127ZM131 88H130V90L132 91ZM134 88H135V87H134ZM164 88H163V87H162V88L160 87V89L165 90ZM173 88H176V87H173ZM236 88H237V87H236ZM238 88L235 89V90L232 89L233 91H231V89H230V91L234 93V92H236V90L238 91ZM244 88H245V87L242 88V91H244V90H243ZM249 88H251V87H249ZM258 88H257V89H258ZM25 89H24V90H25ZM58 89H59V88H57L56 90H58ZM68 89H69V87H68ZM70 89H71V88H70ZM73 89H74V88H73ZM78 89H79V88H78ZM86 89H87V88H86ZM136 89H138V88H135L134 90H136ZM144 89H145V88H144ZM185 89H188V90L186 91ZM194 89H195V88H194ZM194 89H193V90H194ZM197 89H198V88H197ZM207 89H208V88H206V90H207ZM214 89H216V88L214 87ZM18 90H17V91H18ZM24 90H23V91H24ZM34 90H35V89H34ZM39 90H41V89H39ZM51 90H52V89H51ZM110 90H111V89H110ZM113 90L115 91V90H117V88H114ZM118 90H120V89H118ZM121 90H122V89H121ZM121 90H120L121 94L123 93V91H125V93H123L122 96H123V95H126V93L129 94V92H128L129 89H124V90H122V91H121ZM130 90H129V91H130ZM148 90H149V89H148ZM148 90H147V91H148ZM175 90L177 91V88H176ZM183 90H182V92H183ZM198 90H199V89H198ZM198 90H197V91H198ZM223 90H224V92H222ZM226 90H227V89H226ZM240 90H239V91H240ZM46 91H48V90H46ZM46 91H45V92H46ZM195 91H196V90H194V92H195ZM208 91H209V89H208ZM247 91H248V90H247ZM258 91H259L258 93H261V92L264 91V90L261 91V89H260V90H258ZM260 91H261V92H260ZM24 92H26V91H24ZM35 92H36V91H35ZM72 92H73V91H72ZM107 92H108V91H107ZM142 92H143L145 95H144L143 93L140 92V95H139V96H140V97H139L140 99H141V94H143L144 96H147V95H148L147 98H150V97H149V94L151 93V91H150V92H144V91L142 90ZM160 92H161V91H160ZM163 92H164V91H163ZM177 92H179V91H177ZM214 92H215V91H214ZM216 92H217V89H216ZM220 92H219V93H220ZM256 92H257V91H256ZM65 93H66V92H65ZM65 93H64V94H65ZM69 93L72 94L71 92H69ZM88 93H89V92H88ZM109 93H110V92H109ZM113 93H114V92H113ZM113 93H112V96H114L115 94H116V95H117V94L120 95V93H116V92H115V94H113ZM146 93H147V94H146ZM148 93H149V94H148ZM187 93H188V92H187ZM198 93H199V92H198ZM221 93H220V94H221ZM229 93H230V92H229ZM238 93H239V92H238ZM238 93H236V94L239 95ZM247 93H251V92L248 91ZM48 94H49V93H48ZM60 94H61V93H60ZM64 94H63V95H64ZM90 94H91V93H90ZM97 94H99V93H97ZM101 94H102V93H101ZM103 94H104V93H103ZM103 94H102V95H103ZM133 94H135L136 96H138L139 92L137 91L136 93H133ZM133 94L131 95V93H130V96H131V98L135 99L136 96H134L135 98L132 97ZM152 94H153V93H152ZM155 94H156V93H155ZM155 94H153V95H151V96H153L154 98H155V96L157 97V95H155ZM161 94H162V93H161ZM179 94H180V93H179ZM179 94H178V95H179ZM212 94H213V92H212ZM234 94H235V93H234ZM243 94H245V91H244ZM263 94H264V93L262 92L261 95H263ZM27 95H28V94H27ZM29 95H30V94H29ZM33 95H34V94H33ZM57 95H56V96H57ZM105 95H109V94H107V93L105 92ZM110 95H111V94H110ZM154 95H155V96H154ZM159 95H160V94H159ZM172 95H173V94H172ZM182 95H183V94H182ZM185 95H186V93H185ZM215 95H216V93H215ZM228 95H229V94H228ZM30 96H31V95H30ZM56 96H53V97H56ZM58 96H57V97H58ZM68 96H69V95H68ZM68 96H67V97H68ZM92 96H93V95H92ZM92 96H91V98H92ZM117 96H118V95H117ZM122 96H121V97H122ZM183 96H184V95H183ZM219 96H220V95H219ZM223 96H224V95H223ZM252 96H253V95H252ZM44 97H45V96H44ZM61 97H62V96H61ZM97 97H98V95H97ZM101 97H102V96H101ZM101 97H100V98H101ZM119 97H120V96H119ZM128 97H129V96H128ZM142 97H143V96H142ZM193 97H194V96H193ZM198 97H199V96H198ZM226 97H227V96H226ZM229 97H230V96H229ZM229 97H228V98H229ZM231 97H232V96H231ZM243 97H244V96H243ZM246 97H247V96H246ZM257 97H260V96L258 95ZM32 98H33V97H32ZM47 98H48V95H47ZM49 98H51V100H52V97H51V96H50ZM63 98H66V97H63ZM63 98H62V99H63ZM74 98H75V97H74ZM78 98H79V97H78ZM111 98H112V100H113V99H116L115 97H114V98L111 97ZM111 98H110V99H108V97L105 98V99H108L107 105L110 104L109 100H111ZM117 98H118V97H117ZM139 98H137V99H139ZM158 98H159V97H158ZM196 98H197V97H196ZM211 98H212V97H211ZM25 99H26V100H25ZM30 99H31V97H30ZM45 99H46V97H45ZM92 99H93V98H92ZM103 99H104V98H103ZM103 99L101 98V100H103ZM123 99H124V96H123ZM125 99H126V97H125ZM125 99H124V100H125ZM128 99H129V98H128ZM128 99L125 100V101H127V103H128ZM137 99H136V100H137ZM150 99H152V98H150ZM159 99H160V98H159ZM162 99H163V98H161V101H162ZM172 99H173V98H172ZM181 99H182V98H181ZM216 99H217V98H216ZM240 99H241V98H240ZM251 99H252V98H251ZM253 99H254V98H253ZM47 100H50V99H47ZM54 100H55V99H54ZM63 100H64V99H63ZM79 100H80V99H79ZM79 100H78V101H79ZM94 100L97 101L96 97H95ZM101 100H99V102H102ZM146 100L148 101V99H143L144 102H145ZM154 100H155V102H154V101H152V102H154L155 104L158 105L159 101H158V103L156 102L157 98L154 99ZM168 100H169V99H168ZM223 100H224V99H223ZM258 100H259V99H258ZM60 101H61V98H60ZM64 101H65V100H64ZM67 101H68V100H67ZM70 101L72 102V101H74V100L71 99ZM70 101H69V102H70ZM104 101H105V100H103V102H104ZM131 101H132V100H130L129 105H125V107L130 106ZM137 101L139 102V100H137ZM137 101H136V103H137ZM141 101H142V100H141ZM143 101H142V102H143ZM150 101H151V100H150ZM150 101H148V103H149ZM175 101H176V99H175ZM207 101H208V100H207ZM215 101H216V100H215ZM238 101H239V100H238ZM250 101H251V100H250ZM253 101H254V100H253ZM256 101H257V100H256ZM256 101H255V102H256ZM260 101H261V99H260ZM69 102H68V103L66 102V106H67V108H68V109H67L68 111H69V109H70L69 107H70V106H73V105H70ZM93 102H95V101H93ZM97 102H98V101H97ZM97 102H95L94 105H96V109H98V110L100 111V112L97 113V114H98V115L100 114V116H101L102 111H103L104 109L106 110L105 107H107V105H106V103L104 102L106 106H105L104 103H103V104H101V105H103L102 107H101L100 105H98V106H99V107H98V106H97ZM152 102H151V103H152ZM165 102H167V101L165 100ZM165 102L163 103V101H162V103H161V102L159 103L160 107H159V105H158L157 108H158V110L160 109V112L157 111V113L159 112V113H161V114H160V115H155V116H159V117H161V119H160V118H154V117H153L154 115L152 114V112L148 111V109H147V108L149 107V105H148L147 108H146L147 111H145V109H143L142 107H139V108H140L139 110L142 109V110H141V111H142L141 113H143V110L145 111L142 115H139V117H141V118L138 117V118H139V123H138V122H135L134 119H133L132 122L128 121V122H129L128 124H127V120L125 119V120H126L125 122H126V124L128 125L127 127H126V124L123 123V126L125 125L124 128L126 127L123 131H125V133H126L127 136L130 135V137H131L130 139H131V141H133V144H134V145H132V144H131V141H130V144L132 145V147H131L130 145H128V146H130V147H125V146H127V145H125V146L123 147V145L121 144L120 149H124V150H125V151H124V150L122 151V153L125 152V153H123V154H125V155H127V156H129V157L132 156V158L136 159L133 163H135V166L137 165V167H134V164H133V165L131 164L132 167H134V169H133L132 167H130V168H132L133 170H135L134 172H135L136 174L133 172V173H134V177H133V178H135V175H136L137 177L135 178V181L133 180V182H134V183L137 182V183H135V185H132L131 183H130V184L132 185V188H133V189L135 188V187H133V186H136L137 189H136V188H135V189L137 190V194H139V195H136L135 197H133V196L130 195V197H132L133 200H135V201L137 202V204L135 205V203H131V202H130V204H128V205L133 204V205L135 206V210H136V212L139 213V214H141V213L143 212L144 216L142 217V216H141L142 214H141V215H140V218H141V219L139 218V221L141 222V224L143 223V220H144V221L146 220V218H145V217H146V216H145V213L147 212L149 206H156V207H158V208H156V209H158V210L160 211V214H164V213H166V214L169 213V214H170V217L167 218L168 220H166V217L162 215V217H164L165 220H166V221H165V224H166L167 221H168V223H169V221H170V223H171V225L169 224V225L171 226L170 228H172V223L175 222V220H177L178 218H183V219H187L188 221H189V220L191 221V220H193V219H200V218H203V219H204V217L207 218V216L210 217V215H211V216H212V215H216V214L219 215L220 211L218 212V209H217V210L215 209V210H213V211L211 210L210 206L213 205V204L216 205L215 207H217V206L219 205V203H220V204L223 203V204H225V205H228V204H229V205H231V206L236 205L237 208H238V205H237L236 203H237V200H239L240 197H241L242 195H241V196L239 195L241 192H240V193H237L236 189H238V188L235 187V186H236L235 183H234V184H233V183H232V184L230 183V184H231V187L233 186V188H234V187L236 188L234 191H232L231 189H228V186L226 187L227 189H226L225 187H224L225 189H218V190L216 189L217 191H215V194H214V192L211 193L210 189L208 190L209 187H208V184L206 183V180H207V179L209 180V178L212 177V176H214V175H217V174L220 175V173L222 172V168H221L220 163H219L218 161H217V162H218L219 164L216 162V164H215V163H214V164L212 163L211 165H209V164H210V161L208 162V160L205 159V161H206V164H205V165H206L207 167L204 168V169H206V170H202L203 172L199 171V172L203 173V174H201V175H199L200 173H196V172H198V171H196V172L191 171L193 165H194V167H198L199 164L201 165L202 163L197 164V162H199L200 160L197 161L196 163H193V159H192V158H196V159H197V157H193L194 155L192 156L193 153L190 152V151H188L189 153L186 152V151H187V147H188L189 145L186 144V140H185V138H184L183 136L180 135L181 138H179V139H177V138L175 139V138H174V135H175L174 131L177 130V129H179L180 126H185V124L183 123L182 120H180V121H182V123H177V124H176L177 121L174 120L175 117H177L178 115L180 116V113H178V111H179V109L181 110V109L183 108V107H182L183 105H181V107L178 106V107H179V108H178L177 105H176V107H175V105L172 106L171 103H169V102H171V100H170L169 102H167V104H166ZM212 102H213V101H212ZM235 102H236V101H235ZM251 102H252V101H251ZM257 102H259V101H257ZM263 102H264V100H262V103H263ZM64 103H65V102H64ZM73 103H74V102H72V104H73ZM121 103L123 104V102H121ZM127 103H126V104H127ZM133 103H135V101H133ZM140 103H141V102H140ZM148 103H146V104H148ZM168 103L170 104L169 108H170V107H175V109L173 110V111H174V114H173V112H169V111H171V110L168 111L164 106H162V104L169 105ZM178 103H179V102H178ZM182 103H183V102H182ZM196 103H197V101H196ZM196 103H195V104H196ZM209 103H210V102H209ZM214 103H215V102H214ZM260 103H261V102H260ZM78 104L81 105V106H79ZM91 104H93V103H92V100L90 101V100H87V99H83V100L77 102L78 108H80V107H84L85 109H84V108H82V109H83V110H86V112L81 111V113H83V115L85 116L84 118H81V117H83V115H81V117L76 118V119L79 120V119L81 118L82 122H84V121H85L84 119L86 118L85 113L88 112V113H87L88 115L91 114V113H89V112H92V113H93V111H92V109H93V105H92V107H89V108H91V111H87V109H89V108H86V106H89V105H91ZM115 104H116V103H114V105H115ZM146 104H145V103H141V106H144V105H146ZM175 104H176V103H175ZM244 104H245V103H244ZM77 105H76V106H77ZM132 105L134 106L135 104H131V106H132ZM138 105H139V104H137V106H138ZM157 105H154V106H155V107H154L153 104H152V106H153L154 108H153L151 105H150V106H151V108H153V110L155 111V108H156ZM179 105H180V104H179ZM200 105H201V104H200ZM215 105H216V104H215ZM220 105H221V104H220ZM233 105H235V103H234ZM245 105H246V104H245ZM74 106H75V105H74ZM104 106H105V107H104ZM112 106H113V105H112ZM117 106H120V105H117ZM123 106H124V104H123ZM135 106H136V105H135ZM161 106H162L164 109H163ZM191 106H192V105H191ZM247 106H248V105H247ZM250 106H251V105H250ZM97 107H98V108H97ZM167 107H168V106H167ZM192 107H193V106H192ZM195 107H196V106H195ZM216 107H217V106H216ZM225 107H226V106H225ZM232 107H233V106H232ZM261 107H262V106H261ZM71 108H72V107H71ZM73 108H74V107H73ZM78 108H77V109H78ZM100 108H104V109H103V110H102V109L100 110ZM107 108H108V107H107ZM110 108H111V107H110ZM110 108H109V109H110ZM117 108H118V110L120 109V107H117ZM117 108H116V106H115V109H117ZM122 108H123V107H122ZM149 108H150V107H149ZM176 108H177L178 111H176ZM206 108H207V107H206ZM209 108H210V107H209ZM212 108H213V106H212ZM214 108H215V107H214ZM214 108H213V109L210 108V109H211L210 111H207V110H209V109L206 110V109H204V108H200V107H198V108H196V109H197V111L200 110V109H201V111H203V109H204V111H203L202 113H203L205 116H208V115H206V114L210 113L211 111H212V115H213V116H214V114H215L216 112H220L219 114H220V115H223V114H221V110H222L223 108H221V109H220V108H218V109L215 108L216 110H218V111H216V112H215ZM255 108H256V107L252 108V110H254ZM257 108H258L257 110H259V107H257ZM32 109H34V110H32ZM75 109H76V107H75ZM77 109H76V110H77ZM80 109H81V108H80ZM94 109H95V107H94ZM96 109H95V112H97ZM111 109L114 110V106H113V108H111ZM127 109H128V107L125 108V109H124V108L122 109V110H124V113H125V114H126ZM165 109L168 111V113H169L170 115L165 114V113L162 112V110L165 111ZM183 109L186 110V109H187L186 106H185ZM188 109H189V111L186 110L187 115L189 114L188 112H190V113L194 112V114L191 115V116H189V117H193L194 115L196 116V114H195L196 109H194V108H188ZM192 109H194V110H192ZM226 109H227V108H226ZM237 109H238V108H237ZM53 110H54V112H53ZM76 110H75L74 112H76ZM105 110H104V111H105ZM125 110H126V111H125ZM133 110L136 111V110H138V108H137V109H134V108H133ZM149 110H152V109H149ZM153 110H152V111H153ZM156 110H157V109H156ZM185 110H182V112L184 111L183 114L185 113L184 115H186ZM205 110H206V112H205ZM219 110H220V111H219ZM224 110H225V109H224ZM224 110H223V111H224ZM231 110H232V109H231ZM263 110H264V108L262 109V111H261V108H260L259 111H260V112H264ZM70 111H71V110H70ZM70 111H69V112H70ZM78 111H79V110H78ZM78 111L76 112L77 114H79ZM130 111H131V110H130ZM225 111H226V110H225ZM255 111H256V109H255ZM52 112H53V113H52ZM71 112H72V111H71ZM95 112H94V113H95ZM105 112H106V111H105ZM108 112H111V111H108ZM119 112H120V113H123V111L121 112V110H120ZM155 112H156V111H155ZM176 112H177V113H176ZM198 112H199V111H198ZM198 112H197V113H198ZM204 112H205V113H204ZM238 112H239V111H238ZM240 112H241V111H240ZM251 112H254V111H251ZM67 113H68V112H67ZM76 113H75V114H76ZM103 113H104V112H103ZM131 113H132V112H131ZM153 113H154V112H153ZM162 113H163V114H162ZM175 113H176L177 115H176ZM225 113L227 114L228 111L225 112ZM225 113H224V115H225ZM231 113H232V112L230 111V114H231ZM241 113H242V112H241ZM246 113H247V112H246ZM258 113H259V112H258ZM31 114H33L34 116H36L37 112H36V113H35V112H31ZM41 114H42V115H41ZM55 114H56V113H54V115H55ZM69 114H70V113H69ZM97 114L95 113L94 116L91 114L90 116H91V117H95V116L97 117ZM112 114H113V113H112ZM133 114H134V113H132V115H133ZM203 114H201V116H200V114H197V116L199 115V116H198L199 119H200V117H203V116H202ZM216 114H217V115H216ZM216 114H215V116H218V118H220V115H219L218 113H216ZM237 114H238V113H237ZM251 114H252L251 116H254L253 119H255V114H256V113H255V114H254V113H251ZM24 115H22V116L24 117ZM26 115L28 116V118H30V117L32 118V119H30V120L33 121V123H32V122L29 123L30 121L28 120V118H26ZM37 115H38V114H37ZM40 115H41V117H44V119H42V118L40 117ZM54 115H53V116H54ZM56 115H58V114H56ZM73 115H74V114H73ZM104 115H105V113H104ZM123 115H124V114H123ZM127 115H128V114H126V116H127ZM132 115L130 114V116H132ZM151 115H152V116H151ZM162 115H163L164 118L162 117ZM166 115H167V116H166ZM212 115L209 114L208 118H209V117L211 118ZM224 115H223V116H224ZM249 115H250V114H249ZM257 115L260 116V115H262V114H257ZM29 116H30V117H29ZM34 116H33V117H34ZM50 116H51V115H50ZM59 116H60V115H59ZM66 116H67V114H66ZM66 116H65V117L63 116L62 118H66V120H67L68 117H66ZM70 116H71V118H74L76 115L72 116V113H71ZM70 116H69L68 119H70ZM78 116H79V115H78ZM78 116H77V117H78ZM90 116H89L88 118H90ZM100 116H99V118H102V117H100ZM110 116H111V114H110ZM115 116L117 117V115H115ZM130 116H128V117H129V120L132 119V117L135 118V116H132V117H130ZM168 116H169V117H168ZM197 116H196V117H197ZM213 116H212V117H213ZM215 116H214V117H215ZM226 116H227V115H226ZM236 116H238V115H236ZM244 116H245V115H244ZM262 116H263V115H262ZM262 116H261V121H262V119L264 120V118H263ZM106 117H107V116H106ZM111 117H113V116H111ZM116 117H114V118H116ZM120 117H121V116H120ZM136 117H137V116H136ZM228 117H229V116H228ZM249 117H250V116H249ZM20 118H21V117H20ZM50 118H51V117H50ZM56 118H58V117L56 116ZM62 118H61V119H62ZM88 118H87V119H88ZM97 118H98V117H97ZM99 118H98V119H99ZM103 118H104V117H103ZM114 118H112V119H114ZM125 118H126V117H125ZM138 118H137V119H138ZM180 118H182V116H181ZM180 118H179V119H180ZM203 118H204V117H203ZM229 118H230V117H229ZM17 119H18V118H17ZM59 119H60V117H59ZM90 119L92 120V118H90ZM90 119H89V120H90ZM93 119L95 120L96 118H93ZM104 119H105V118H104ZM122 119H123V118H122ZM127 119H128V118H127ZM137 119H136V121H137ZM182 119H183V118H182ZM187 119H188V118H186V120H187ZM189 119H190V118H189ZM189 119H188V120H189ZM214 119H215V121H216V120H217V117L214 118ZM232 119H233V118L231 117V120H232ZM239 119H240V118H239ZM251 119H252V118H251ZM251 119H250V120H251ZM18 120H19V119H18ZM45 120H46V122H45ZM52 120H54V119L51 118V121H52ZM66 120H65V122H68V120H67V121H66ZM71 120H73V119H71ZM81 120H79V121H77V122L75 121V122L78 123V122H80ZM89 120H88V121L86 120L87 122H85V124H84V123H83V124H84V125H88V124H91V123H92L91 125H88V126H92V129H93V130L96 129V128H94L96 125L100 124V125H99V129H101V130H99V129H96V130H99V131H101V132L104 130V133L107 131V134H108V133H109V134H110V133H113V129L109 128L110 130L108 131L107 128H108L109 126H108L107 128L104 126L105 123H107L106 121L104 122L103 125H101V121H99V120H98V121H99L100 123L97 121L96 124H95V122L88 123ZM94 120H93V121H94ZM96 120H97V119H96ZM102 120H103V119H102ZM117 120H118V119H117ZM221 120H222V119H221ZM255 120H256V119H255ZM258 120H260L259 117H258L257 121H258ZM59 121H60V120H59ZM107 121H109V120H107ZM111 121H112V120H110V123H111ZM123 121H124V120H122V122H123ZM175 121H176V122H175ZM180 121H179V122H180ZM189 121H190V120H189ZM200 121H201V120H200ZM211 121H212V120H211ZM213 121H214V120H213ZM215 121H214V122H215ZM217 121L220 122L219 120H217ZM217 121H216V123H217ZM223 121H224V120H223ZM248 121H249V120H248ZM248 121H247V122H248ZM252 121H253V120H252ZM261 121H260V122L258 121L259 123L257 122V124L263 123V124H262V126H263L262 129H263V131H264V122H263V121L261 122ZM15 122H16V123H15ZM25 122H24V123H25ZM40 122H42V121H40ZM40 122H37V124L40 123ZM52 122L54 123V121H52ZM114 122H115V121L113 120L112 123H114ZM134 122L140 124L139 126L142 127V130H144V129L147 128V130H145V131H148L149 128H151V130H152L153 127H155L154 130L157 129V130H155V131H156V132H157V131L161 132L160 134H162V135L164 134V135H165L164 137L169 136V135H170V136L172 135L171 138H172L174 141L171 139V141H172V142H171V146H170V143H169V148H168V145H167V149H168V150H166V149H165L164 147H162V146H159V145H161L160 143L163 144V141L161 142L160 140H159L160 143L158 144L159 147L153 146L154 143L151 144V146H150V147L153 146V147H152L153 150L151 149V150H152V156H151L152 158H153L154 156L156 157V155H157V156L161 155V154L158 153V151H159L158 148H160V150H163V148H164V149L167 151V153H166V151L163 150V151L166 153L165 156L168 155L167 157H165V156H163V158L160 157L157 161H155L156 158H154V161H149V159L146 158V159H148V161H149V162H147L148 164L142 159V155H144V153L146 154V152H149L150 155H151V150H150L149 147L147 146L148 144H146V142H148V143L150 144L152 141H150V142H149V141H145V144H141V143H139V140H141L144 136L142 137V134H140L141 128H140L137 124H136L137 126H135V125H134ZM187 122H188V121H187ZM191 122H192V120H191ZM195 122H196V121H195ZM195 122H193V123L195 124ZM205 122H206V121H205ZM221 122H222V121H221ZM226 122H227V121H226ZM239 122H240V121H239ZM44 123H41L40 126L37 125L38 127H40L39 130L41 131V135H39L40 133H37L38 135L36 136L34 133H31V130H32V129L30 128V129H29L30 131H27V133H29V135H30V134H31V135L29 136L28 134H26V135H28V136H25V135H24V136H25L24 138H26V140H27V139L30 137V139H31L32 137H34V136H32V134H34L35 137H36V142H37V138H38V136L41 137V136H43V135H47V134L49 135V133H50V136L52 135L53 137H55L54 134L51 133V132H55V131H51V129L53 130V128L50 127V129L45 130V127L47 128V125L44 124ZM50 123H51V122H50ZM50 123H49V124H50ZM56 123H58V122H55V123H54L55 126H57ZM62 123H63V122H62ZM87 123H88V124H87ZM112 123H111V125H112ZM120 123H121V121H120ZM120 123H119V125H120ZM130 123H131L132 125H131ZM199 123H200V122H199ZM202 123H203V122H202ZM237 123H238V122L236 121V124H237ZM251 123H252V122H251ZM251 123H250V124H251ZM42 124L45 125V127H43V126L41 127ZM49 124H48V126H49ZM59 124H60V123H59ZM59 124H58V126H59ZM66 124H67V123H66ZM66 124H65V125L63 124V125H64V128L67 126ZM69 124H70V123H69ZM72 124H73V125L75 124V123H74V120L72 121L71 125H72ZM93 124H94V126H93ZM115 124H116V123H115ZM117 124H118V123H117ZM129 124H130V125H129ZM194 124H192V125H194ZM206 124H207V123H206ZM206 124H205V125H206ZM240 124H241V123H240ZM242 124H243V123H242ZM252 124H253V123H252ZM255 124H256V122H255ZM17 125H18V124H17ZM60 125H61V124H60ZM73 125H72V127H73ZM80 125H82V124L80 123ZM80 125H79V123L77 124V126H80ZM107 125H110L109 122L107 123ZM111 125H110V127L115 128L114 125H113V126H111ZM177 125H178V126H177ZM189 125H190V124H189ZM196 125H197V124H196ZM212 125H213V124H212ZM224 125H225V124H224ZM224 125H223V126H224ZM11 126H13L12 130H10V129H11V128H10ZM18 126H21V119H20V122H19V125H18ZM28 126H29V127H28ZM35 126H36V124L34 123L31 127H35ZM50 126H52V125H50ZM77 126H76V127H77ZM103 126H104L105 129L102 128ZM116 126H117V127H120L121 125H120V126L116 125ZM198 126H199V125H198ZM200 126H201V125H200ZM241 126H242V125H241ZM248 126H249V125H248ZM21 127H22V126H21ZM21 127H20V128H21ZM59 127H60V126H59ZM59 127H58V128H59ZM72 127H71V128H72ZM76 127H75V128H76ZM97 127H98V126H97ZM100 127H101V128H100ZM174 127H177V129H175ZM178 127H179V128H178ZM188 127H189V126H188ZM215 127H216V125H215ZM255 127L257 128L258 126H255ZM260 127H261V125H260ZM42 128H44V129L42 130ZM60 128H61V131L64 130V129L62 130V127H60ZM80 128H81V127H80ZM85 128H88V127L85 126ZM121 128H122V127H121ZM143 128H144V129H143ZM200 128H201V127H200ZM211 128L213 129V127H211ZM17 129H18V128H17ZM37 129H38V128H37ZM78 129H79V127H77V130H78ZM102 129H103V130H102ZM115 129H116V128H115ZM174 129H175V130H174ZM189 129H190V128H189ZM220 129H221V128H220ZM227 129H228V127H227ZM253 129H254V125H253ZM253 129H252V130H253ZM262 129H261V131H259V129H257V130H258L259 132L262 133ZM19 130H22V129H19ZM26 130H27V129H26ZM35 130H36V129H35ZM35 130H34V131H35ZM59 130H60V129H59ZM68 130H69V129H68ZM83 130H84V129H83ZM89 130H90V127L88 128V131H89ZM111 130H112V132H111ZM117 130L122 131L121 129H118V128H117ZM117 130H116V131H117ZM151 130H149L150 133H151ZM205 130H206V129H205ZM236 130H237V129H236ZM242 130H243V129H242ZM23 131H24V129H23ZM34 131L32 130V132H34ZM75 131H76V130H75ZM78 131H79V130H78ZM78 131H77V132H78ZM80 131H81V130H80ZM94 131H95V130H94ZM149 131H148V132H149ZM152 131H153V130H152ZM155 131H153V132L155 133ZM178 131H179V130H178ZM216 131H217V130H216ZM229 131H230V130H229ZM233 131H234V130H233ZM253 131H254V130H253ZM255 131H256V130H255ZM255 131H254V132H255ZM258 131H257V133H258ZM20 132H22V131H20ZM35 132H37V131H35ZM57 132H58V131H57ZM59 132H60V131H59ZM59 132H58V133H59ZM66 132H67V131H66ZM81 132L83 133V134H82V133L79 134L80 136L82 135L81 138H82V137H83V139H84V138H85V139H86V138H91L94 142L97 143V146H95V148L98 147L97 150H99L100 148H102V147H99V146H103V147H105L106 144L110 145V147H111L112 144H111V143L109 144V141H108V143H107V142H106V143L104 142V140H105L107 137H108V139H109L110 141H111L112 138H114V136H115V139H116V140H117L116 137H118L119 140H120L121 136H122L123 138H124V136L126 137V135L122 134V133H124V132H122L121 135H120V134H118V133H120V132L118 131V133L114 132V136H113L112 138H109L110 135L108 134V135H109V136H108V135L106 134L107 137H106L104 140L101 141V140H97V139H98V136H97V137H95V136H90V135H89L90 133L88 134V133H86V132H84V131H81ZM89 132H90V131H89ZM97 132H98V131H97ZM143 132H144V131H143ZM148 132H146V133L149 135ZM208 132H209V131H208ZM217 132H218V131H217ZM220 132H221V131H220ZM239 132L242 134L243 131H239ZM23 133H24V132H23ZM92 133H94V135H97L96 132H92ZM95 133H96V134H95ZM115 133H116L118 136H116ZM146 133H145V134H146ZM178 133H179V132H178ZM183 133H184V132H183ZM191 133H193V132L191 131ZM252 133H253V132H252ZM257 133H256V134H257ZM42 134H43V135H42ZM61 134H62V133H61ZM100 134H103V133H100ZM100 134H99V135H100ZM135 134H136V135L140 134L141 136H140V135H139V136L141 137V139H140L139 137H137ZM157 134H158V133H157ZM157 134H156V135H157ZM176 134H177V133H176ZM181 134H182V133H181ZM219 134H220V133H219ZM233 134H234V133H233ZM247 134H248V133H247ZM258 134H259V133H258ZM56 135H57V134H56ZM63 135H64V132H63ZM91 135H92V134H91ZM103 135H104V134H103ZM111 135H112V134H111ZM119 135H120V138H119ZM131 135H135V136L137 137V140H136V137H135V136L132 137ZM153 135H154V134H153ZM186 135H187V134H186ZM222 135H223V134H222ZM225 135H226V134H224V136H225ZM251 135H252V134H250V136H251ZM253 135H254V133H253ZM262 135H263V134H262ZM178 136H179V134H178ZM178 136H176V137H178ZM180 136H179V137H180ZM184 136H185V135H184ZM200 136H201V135H200ZM203 136H204V135H203ZM213 136H214V135H213ZM230 136H231V135H230ZM232 136H234V135H232ZM241 136H243V135H241ZM259 136H260V135H259ZM1 137H0V142H1V139H2ZM45 137H46V136H45ZM47 137H48V136H47ZM53 137L51 138L52 141H53ZM63 137H64V136H63ZM73 137H74V136H73ZM101 137H103V136L101 135ZM101 137L99 136V138H101ZM153 137H156V136H153ZM159 137H160V136H159ZM162 137H163V136H162ZM164 137H163L162 139H164V141H165V143H166L167 138L165 139ZM185 137H187V136H185ZM194 137H195V136H194ZM206 137H207V136H206ZM208 137H209V136H208ZM215 137H216V136H215ZM237 137H239V136H236V138H237ZM244 137H245V136H244ZM248 137H249V136H248ZM257 137H258V136H257ZM257 137H256V138H257ZM13 138H14V139H13ZM42 138L44 139V137H42ZM55 138H56V137H55ZM59 138H60V137H59ZM103 138H104V137H103ZM103 138H102V139H103ZM147 138H149V137L147 136ZM147 138H145V139L147 140ZM210 138H212V137H210ZM218 138H219V137H218ZM228 138H229V137H228ZM21 139H22V138H21ZM30 139H28V140L30 141ZM33 139H34V138H32L31 140L33 141ZM56 139H57V138H56ZM78 139H79V138H78ZM115 139H114V140H115ZM130 139L128 138V140H130ZM155 139H157V137H156ZM159 139H161V137H160ZM162 139H161V140H162ZM193 139H194V138H193ZM199 139H200V138H199ZM226 139H227V138H226ZM247 139H249V138H247ZM12 140H11V141L9 142V144H7V145L10 146V144H13L14 141H12ZM17 140H18V139H17ZM23 140H24V139H23ZM23 140H22V142H23ZM28 140H27V142H28ZM39 140L41 141L42 139H41V138L38 139V142H37V143H41ZM45 140H46V138H45ZM48 140H50V139H47V140L44 142L45 145H44V143H43V145H44L45 147H47V151L50 149V148H48V147H49V146L51 147V145L47 146V141H48ZM87 140H89V139H87ZM92 140H90V141L92 142ZM119 140H117V141L119 142ZM121 140H122V142H123V139H122V138H121ZM121 140H120V142H121ZM142 140L144 141V138H143ZM148 140H149V139H148ZM151 140H152V138H151ZM207 140H208V138H207ZM210 140H212V139H210ZM213 140H214V139H213ZM219 140L221 141L222 138H219ZM224 140H225V139H224ZM224 140H223V141H224ZM236 140H239V139H236ZM256 140H257V139H256ZM260 140H261V139H260ZM19 141H21V140H19ZM32 141H31V142H32ZM43 141H44V140H42V142H43ZM80 141H82V140H80ZM80 141H77V142H80ZM90 141H87V142H90ZM105 141H106V140H105ZM112 141H113V139H112ZM136 141H137V143H134V142H136ZM159 141H158V142H159ZM187 141H188V140H187ZM190 141H191V140H190ZM205 141H206V139H205ZM217 141H218V140H217ZM223 141H221V142H223ZM228 141H230V140H228ZM228 141H227V144H228ZM239 141H240V140H239ZM239 141H238V143H240ZM7 142H6V143H7ZM74 142H75V141H74ZM84 142H86V140H83L82 143H84ZM87 142H86V143H87ZM91 142H90V143H91ZM101 142L105 143V145H104L103 143L101 144ZM118 142H116V141L112 142L113 145H114V143H116V145H114V146H112V147L117 146ZM125 142H126V141H125ZM141 142H142V141H141ZM153 142H155V141H153ZM192 142H193V141H192ZM192 142H191V143H192ZM224 142H225V141H224ZM249 142H250V141H249ZM249 142H248V143H249ZM251 142H252V141H251ZM18 143H19V142H18ZM20 143H21V142H20ZM24 143L26 144V142H23V144H24ZM28 143H29V144H27L28 146H29V145H32V146H34V147H35V145L37 146L36 143H33V142H32L31 144H30V142H28ZM64 143H65V142H64ZM80 143H81V142H80ZM98 143H100L101 145L98 146ZM138 143H139V144H138ZM156 143H157V141H156ZM177 143H178V144H177ZM189 143H190V142H189ZM191 143H190V144H191ZM198 143H199V141H198ZM209 143H210V142H209ZM241 143H243V142H241ZM244 143H245V142H244ZM34 144H35V145H34ZM48 144H49V143H48ZM53 144H54V143H52V145H53ZM65 144H66V143H65ZM91 144H92V143H91ZM127 144H128V143H127ZM135 144H136V145H135ZM167 144H168V143H167ZM193 144H194V143H193ZM211 144H212V143H211ZM211 144H210V145H211ZM224 144H225V143H224ZM232 144H233V143H232ZM234 144H235V143H234ZM38 145H39V144H38ZM59 145H61V144H59ZM79 145H80V144H79ZM94 145H95V143H94ZM108 145H106V147H107ZM164 145H166V144H164ZM186 145H187V147H186ZM199 145H200V144H199ZM222 145H223V144H222ZM243 145H244V144H242V145L240 144L241 147H243ZM255 145H256V144H255ZM9 146H8L9 149H7V150H10V147H9ZM14 146H16V145L14 144ZM14 146H12V147L14 148ZM25 146H26V145H25ZM41 146H42V144H41ZM54 146H55V145H53V147H54ZM92 146H93V145H92ZM92 146H91V149H93ZM146 146H147V147H146ZM193 146H194V145H193ZM200 146H201V145H200ZM202 146H203V145H202ZM216 146H217V145H216ZM233 146H235V148H236V145H233ZM237 146H238V145H237ZM0 147H1V146H0ZM6 147H7V146H6ZM18 147H20V146H18ZM21 147H23V146H21ZM26 147H27V146H26ZM29 147H30V146H29ZM38 147H39V146H38ZM45 147H44V148H45ZM85 147H86V146H85ZM87 147H88V146H87ZM112 147H111V148H112ZM118 147H119V146H117V148H118ZM122 147H123V148H122ZM182 147H183V148H182ZM191 147H192V146H191ZM231 147H232V146H231ZM238 147H239V146H238ZM244 147H245V146H244ZM244 147H243V148H244ZM255 147H256V146H255ZM23 148H24V147H23ZM23 148H22V149L19 148V150H23ZM27 148H28V147H27ZM30 148H31V147H30ZM39 148H40V147H39ZM51 148H52V147H51ZM58 148H59V147H58ZM62 148H63V147H62ZM81 148H82V147H81ZM95 148H94V149H95ZM107 148L109 149V147H107ZM147 148H148L150 151H146ZM189 148H190V146L188 147V149H189ZM192 148H193V147H192ZM204 148H205V147H204ZM1 149H2V148H1ZM4 149H5V148H4ZM28 149H29V148H28ZM103 149H104V148H103ZM114 149H116V148H114ZM118 149H119V148H118ZM120 149H119V150H120ZM195 149H196V148H195ZM222 149L224 150V148H222ZM236 149H238V148H236ZM245 149H246V148H245ZM11 150H12V149H11ZM13 150H14V149H13ZM19 150H17V151L19 152ZM24 150H25V153L29 151V150H26V149H24ZM62 150H63V149H62ZM77 150H78V149H77ZM119 150H118V151H119ZM190 150H191V149H190ZM226 150H227V149H226ZM231 150L233 151V149H231ZM246 150H247V149H246ZM5 151H6V150H5ZM38 151H39V150H38ZM43 151H44V150H43ZM45 151H46V150H45ZM53 151H54V150H53ZM53 151H50V152H53ZM64 151H66V150H64ZM68 151H69V150H68ZM74 151H75V150H74ZM81 151H82V149H81ZM88 151H89V150H88ZM109 151H111V149H110ZM112 151L114 152V150H112ZM116 151H117V150H116ZM116 151H115V152H116ZM120 151H121V150H120ZM145 151H146V152H145ZM250 151H251V150H250ZM3 152H4V151H3ZM6 152H7V151H6ZM6 152H5V153H6ZM29 152H30V151H29ZM54 152H56V151H54ZM57 152H58V151H57ZM77 152H78L77 154L79 155V151H77ZM86 152H87V151H86ZM93 152H94V151H93ZM103 152H105V151H103ZM153 152H154V153H153ZM202 152H203V151H202ZM207 152H208V151H207ZM220 152H221V151H220ZM224 152H225V151H224ZM230 152H231V151H230ZM239 152L241 153L240 148H239ZM243 152H244V151H243ZM25 153L23 152V154H25ZM30 153H31V152H30ZM45 153H46V152H45ZM65 153H66V152H65ZM94 153H95V152H94ZM97 153H98V155H97L96 153L94 154V155H97L96 158L99 156L100 158H97V159H98V160H99V159H102V156L99 155V154H101V152L99 151V152H97ZM116 153H117V152H116ZM116 153H115V154H116ZM118 153H120V152H118ZM118 153H117V154H118ZM149 153H148V154H149ZM160 153H161V151H160ZM165 153H164V154H165ZM187 153H188V154H187ZM205 153H206V151H205ZM222 153H223V152H222ZM225 153H227V152H225ZM233 153H234V151H233ZM237 153H238V152H237ZM0 154H2V153H0ZM3 154H4V153H3ZM12 154H15V153H12ZM12 154H11V155H12ZM20 154H21V156H23V154L21 153V151H20ZM27 154H28V153H27ZM37 154H38V153H37ZM42 154H43V153H42ZM50 154H51V153H50ZM71 154H73V153H71ZM86 154H87V153H86ZM102 154H103V153H102ZM102 154H101V155H102ZM113 154H114V153H113ZM113 154L111 153L112 156H113ZM117 154H116L115 156H117ZM153 154H154V155H153ZM164 154H162V155H164ZM218 154H219V153H218ZM250 154H251V153H250ZM11 155H10V156H11ZM15 155H17V154H15ZM28 155H29V156H33V157H35L34 154H28ZM51 155H52V154H51ZM58 155H59V154H58ZM58 155H57V156H58ZM62 155H63V154H62ZM65 155H67V154H65ZM65 155H64V156H65ZM74 155H75V154H74ZM120 155H121V153H120ZM146 155H147V154H146ZM224 155H225V154H224ZM241 155H243V153H242ZM253 155H254V153H253ZM10 156H8V158H9ZM18 156L20 157L19 154H18ZM26 156H27V155H26ZM26 156L24 155V157H22V159L25 158V160H26V158H27ZM36 156H37V155H36ZM39 156H40V155H39ZM41 156H42V155H41ZM45 156H47V155H45ZM54 156H55V154H54ZM57 156H55V157L57 158ZM0 157L3 158V156H1V155H0ZM16 157H17V156H16ZM33 157H30V158H33ZM49 157H52V156H49ZM49 157H47V159H48ZM55 157H54V158H55ZM68 157H69V156H68ZM75 157H76V159H77V156H75ZM80 157H81V156H80ZM117 157H118V156H117ZM124 157H125V156H124ZM146 157H149V158H150V156H148V155H147ZM202 157L205 158V155H202ZM223 157H224V156H223ZM234 157H235V156H234ZM237 157H238V156H237ZM242 157H243V156H242ZM248 157H250V156H248ZM256 157H257V156H256ZM2 158H1V159H2ZM4 158H5V155H4ZM11 158L14 159L15 156L12 155ZM43 158H44V157H43ZM56 158H55V159H56ZM58 158H59V157H58ZM70 158H71V157H70ZM70 158H69L68 160L71 162ZM73 158H74V157H73ZM208 158H209V156H208ZM252 158H253V157H252ZM263 158H264V157H263ZM9 159H10V158H9ZM9 159H8V160H9ZM15 159H16V158H15ZM17 159H20V160H21V158H17ZM36 159H38V158L35 157V160H36ZM40 159H41V158H40ZM47 159L45 158L46 161H47ZM50 159H52V160H50ZM60 159H61V158H60ZM62 159H67V158H62ZM62 159H61V160H62ZM79 159H80V158H79ZM79 159H78V160H79ZM93 159H94V158H93ZM97 159H94V164H91V163H92V160H89V159H88V160L91 162V163H90L91 165H90V164H89V165H90V166L94 165V168L97 167V166H95V165H96V161H98ZM108 159H109V158H108ZM120 159H121V157L119 156L118 160H120ZM122 159H124V158H122ZM144 159H145V158H144ZM209 159H210V158H209ZM215 159H216V158H215ZM222 159H223V158H222ZM234 159H237V158H233V160H234ZM245 159H246V158H245ZM6 160H7V159H6ZM6 160H5V161H6ZM32 160H33V159H32ZM49 160H50L51 162H53L52 164H55V161H53V158H49ZM49 160H48V161H49ZM57 160H58V159H57ZM57 160H56V161H57ZM78 160H76V161H78ZM95 160H96V161H95ZM103 160H104V159H103ZM109 160H111V159H109ZM118 160H117V161H118ZM151 160H152V159H151ZM201 160H202V159H201ZM213 160H214V159H213ZM216 160H217V159H216ZM230 160H232V159H230ZM238 160H240V159H238ZM258 160H259V159H258ZM16 161H17V160H16ZM42 161H43V159H42ZM48 161H47V162H48ZM106 161H107V160H106ZM131 161H132V160H131ZM146 161H147V160H146ZM219 161H220V160H219ZM235 161L237 162V160H235ZM259 161H260V160H259ZM11 162H13V161H11ZM22 162H23V161H22ZM27 162H29V161L27 160ZM35 162H38V161H35ZM61 162H63V161H60V162L56 163L57 166L61 167V165H62V164H60ZM66 162L68 163V161H66ZM70 162H69V164H66V165H67V166L70 165V164H71ZM100 162H101V161H100ZM103 162H104V161H103ZM128 162H129V161H128ZM201 162H203V161H201ZM213 162H214V161H213ZM223 162H224V161H223ZM261 162H262V161H261ZM5 163H6V162H5ZM48 163H49V162H48ZM64 163H65V162H63V165H62V166H64ZM77 163H78V162H77ZM110 163H111V162H110ZM126 163H127V162H126ZM208 163H209V164H208ZM244 163H245V162H244ZM250 163H252V162H250ZM15 164H16V162H15ZM35 164H40V163L38 162V163H35ZM73 164H74V163H73ZM107 164H108V163H107ZM117 164H118V163H117ZM223 164H224V163H223ZM237 164H238V162H237ZM239 164H240V163H239ZM263 164H264V163H263ZM4 165H5V164H4ZM13 165H14V162H13ZM17 165H18V164H17ZM19 165H21V164H19ZM44 165H45V164H44ZM66 165H65L64 167H66ZM76 165H77V164H76ZM79 165H80V164H79ZM87 165H88V164H87ZM87 165H86V166H87ZM112 165H113V164H112ZM128 165H129V163H128ZM162 165H163V168H162ZM164 165H165V167H164ZM224 165H225V164H224ZM229 165H231V164H229ZM248 165H249V164H248ZM253 165H255V164H253ZM261 165H262V164H261ZM10 166H11V165H10ZM50 166H52V165H50ZM50 166H49V167H50ZM84 166H85V164H84ZM104 166H105V165H104ZM113 166H114V165H113ZM116 166H117V165H116ZM121 166H122V165H121ZM126 166H127V165H126ZM126 166L124 167V165H123L122 168H126ZM149 166H150V168H151V166H154V168H152V169L150 170V169H149ZM231 166H233V165H231ZM262 166H263V165H262ZM0 167H1V166H0ZM11 167H12V166H11ZM15 167H16V165H15ZM46 167H47V166H46ZM53 167H54V165H53ZM55 167H56V166H55ZM55 167H54V168H55ZM72 167H73V166H72ZM76 167H77V166H76ZM87 167H88V166H87ZM128 167H129V166H128ZM128 167H127V168H128ZM147 167H148V169H147ZM159 167H160V168H159ZM240 167H242V166H240ZM247 167H248V166H247ZM28 168H29V167H28ZM56 168H57V167H56ZM82 168H83V166L81 167V169H82ZM226 168H227V167H226ZM231 168H232V167H231ZM233 168H235V167H233ZM257 168H258V167H257ZM9 169H10V167H9ZM43 169H44V168H43ZM43 169H42V170H43ZM47 169H48V168H47ZM47 169H46V170L44 169V170L47 172ZM52 169H53V168L51 167V170H52ZM58 169H59V168H58ZM58 169H57V170H58ZM102 169H103V168H102ZM112 169H113V168H112ZM114 169H115V168H114ZM132 169H130V171H131ZM196 169H197V168H196ZM239 169H240V168H239ZM243 169H244V168H243ZM14 170H15V169H14ZM22 170H23V169H22ZM24 170H25V169H24ZM37 170H38V169H37ZM37 170H36V171H37ZM51 170H50V171H51ZM78 170H79V168H78ZM78 170H77V171H78ZM82 170H83V169H82ZM95 170H96V168H95ZM119 170H121V172H123L122 169H119ZM124 170H125V173H127L129 169H128V170H127V169H124ZM223 170H224V169H223ZM234 170H235V169H234ZM236 170H237V169H236ZM259 170H260V169H259ZM261 170H262V169H261ZM261 170H260V171H261ZM29 171H30V170H29ZM40 171H41V170H40ZM74 171H75V170H74ZM105 171H106V170H105ZM110 171H111V170H110ZM126 171H127V172H126ZM225 171H226V170H225ZM253 171H254V170H253ZM2 172H3V170H2ZM8 172H10V171L7 170V173H6V174H8ZM11 172H12V171H11ZM30 172H32V171H30ZM37 172H38V171H37ZM41 172H42V171H41ZM43 172H44V171H43ZM54 172H55V171H54ZM94 172H95V171H94ZM96 172H97V171H96ZM96 172H95V173H96ZM116 172H117V171H116ZM13 173H14V171L12 172V174H13ZM15 173H16V172H15ZM23 173H24V171H23ZM34 173H35V172H34ZM38 173H39V172H38ZM44 173H45V172H44ZM56 173H58V171H57ZM56 173L54 174V173L52 172V174H51V173H50V174H51V175L54 174V176H55V175L57 176ZM79 173H80V172H79ZM85 173H86V172H85ZM90 173H92L91 170H90ZM114 173H115V172H114ZM131 173H132V171H131ZM239 173H240V172H239ZM16 174H18V173H16ZM16 174H15V175H16ZM32 174H33V173H32ZM39 174H40V173H39ZM104 174H105V173H104ZM110 174H111V173H110ZM110 174H109V175H110ZM118 174H119V173H118ZM127 174H128V173H127ZM229 174H230V173H229ZM241 174H242V173H241ZM250 174H251V173H250ZM258 174H260V173L258 172ZM261 174H262V173H261ZM2 175H3V174H2ZM4 175H5V174H4ZM4 175H3V176H4ZM10 175H11V174H10ZM13 175H14V174H13ZM15 175H14V176H15ZM20 175H21V173H20ZM26 175H27V174H26ZM37 175H38V174H37ZM51 175H48V176H51ZM81 175H82V174H81ZM85 175H86V174H85ZM94 175H95V174H94ZM122 175H123V174H122ZM132 175H133V174H132ZM221 175H222V174H221ZM227 175H228V174H227ZM0 176H1V175H0ZM6 176H7V175H6ZM8 176H9V174H8ZM8 176H7V177H8ZM21 176H22V175H21ZM46 176H47V175H46ZM59 176H60V175L58 174V177H59ZM74 176H75V175H74ZM82 176H83V175H82ZM112 176H113V175H112ZM112 176H111V177H112ZM117 176H118V178H116V180H118V179L121 178V177L119 178V175H117ZM262 176H263V175H262ZM262 176L260 175V177H262ZM7 177H2V179H0L1 182H2V181H3V182H4V181L6 182V180H8V179H6ZM10 177H13V176L11 175ZM10 177H8V178H10ZM15 177H16V176H15ZM15 177H14V178H15ZM51 177H53V176H51ZM95 177H96V176H95ZM107 177H108V176H107ZM123 177H124V175L122 176V179H123ZM14 178H13V179H14ZM17 178L19 179V176H17ZM25 178H26V177H25ZM32 178H33V177H32ZM32 178H31L30 181H32ZM80 178H81V177H80ZM98 178H99V176H98ZM124 178H125V177H124ZM131 178H132V177H131ZM224 178H225V177H224ZM13 179H12V180H13ZM21 179H22V177H21ZM21 179H20V180H21ZM101 179H103V178H101ZM107 179H108V178H107ZM112 179H115V178H112ZM122 179H121V181L124 180V181H125L124 184H125V183H126V179H123V180H122ZM136 179H137V181H136ZM210 179H211V178H210ZM226 179H227V178H226ZM238 179H239V178H238ZM263 179H264V178H263ZM15 180H16V179H15ZM26 180H27V179H26ZM34 180H37V179H34ZM44 180H45V179H44ZM49 180H50V179H49ZM49 180H48V181H49ZM128 180H130V182H131V179H127V183H128V184L126 183L127 185H125V186H123V187H125V190H126L125 193H127V190H128V191H130L129 193L132 194V193L134 192V190L132 191V189H131V190L129 189V186H130V185H129V181H128ZM215 180H216V179H215ZM229 180H230V179H229ZM236 180H237V179H236ZM247 180H248V179H247ZM9 181H10V179H9ZM9 181H7V183H8ZM17 181H19V180H17ZM22 181H23V180H22ZM28 181H29V180H28ZM45 181H46V180H45ZM45 181H44L43 183H45V186H46L47 189H48L49 185H47ZM52 181H55V182H56V180H52ZM64 181H65V180H64ZM85 181H86V180H85ZM99 181H100V180H99ZM106 181H107V180H106ZM110 181H111V180H110ZM112 181H113V180H112ZM114 181H115V180H114ZM119 181H120V180H119ZM121 181H120V183H122ZM210 181H211V180H210ZM210 181H209V182H210ZM216 181H217V180H216ZM219 181H220V180H219ZM227 181H228V180H227ZM227 181H226V182H227ZM237 181H238V180H237ZM3 182H2V183H3ZM5 182L3 183L4 185H3L2 183H0V184H1V185H0V194L6 193V192L8 191V190H7V191H4L5 188H6L7 186H9V185H8L9 183H8V184L6 185V187H4L5 184H6ZM13 182H15V181L13 180ZM13 182H12V183H13ZM38 182H39V181H38ZM40 182H41V181H40ZM73 182H74V181H73ZM207 182H208V181H207ZM228 182H229V181H228ZM240 182H241V184H242V183L244 182V179H240ZM10 183H11V182H10ZM12 183H11V184H12ZM26 183H27V182H26ZM30 183H32V185H33L34 182H30ZM41 183H42V182H41ZM43 183H42V184H43ZM94 183H95V182H94ZM108 183H109V181H108ZM110 183H111L112 186L114 185L112 182H110ZM116 183H117V182H116ZM218 183H219V182H218ZM238 183H239V182H238ZM14 184H15V183H14ZM38 184H39V183H38ZM91 184H92V183H91ZM99 184H100V183H99ZM124 184H122V185H124ZM214 184H215V183H214ZM251 184H252V183H251ZM12 185H13V184H12ZM12 185H11V186H12ZM19 185H20V183H19ZM29 185H30V184H29ZM88 185H89V184H88ZM119 185H121V184H119ZM222 185H223V184H222ZM253 185H254V184H252V188H255V186H253ZM2 186H3V187H2ZM11 186H10V187H11ZM26 186L29 187V186L26 184L25 187L22 186L23 189L26 188ZM35 186H38V185H35ZM35 186L32 187V188H34V189L36 190V187H35ZM40 186H41V185H40ZM43 186H44V184H43ZM43 186H42V187H43ZM60 186H61V185H60ZM76 186H78V184H76ZM76 186H74V187H76ZM105 186H106V184H105ZM126 186H128V189L126 188ZM209 186H210V185H209ZM217 186H218V185H217ZM30 187H31V186H30ZM42 187H37V188H42ZM72 187H73V186H72ZM78 187H79V186H78ZM90 187H92V185H91ZM90 187H88V189H89ZM96 187H98V186H96ZM206 187H208V188H206ZM229 187H230V185H229ZM242 187H244V185H243ZM245 187H247V186H245ZM257 187H258V186H257ZM1 188H2V189H1ZM3 188H4V190H3ZM7 188H8V187H7ZM12 188H13V187H12ZM55 188H56V187H55ZM60 188H61V187H60ZM100 188H101V187H100ZM104 188H107V187H104ZM110 188H113V187H110ZM114 188H115V187H114ZM159 188H160V190L162 189V190L164 191V193H165V190H167V189H172V190H174V192H172V193H174V194H173L172 196H171V194H169V195L171 196V197H169V199H168V197H167L166 199H165V198L163 199V197H160V196H159V194H161V191H162V190H161V191L159 190L160 193H157V191H158ZM220 188H223V187H220ZM19 189H20V187H19ZM26 189H27V188H26ZM47 189H46V190H47ZM76 189H77V188H76ZM76 189H75V190H76ZM95 189H97V188H95ZM107 189L109 190V187H108ZM138 189H139V190H138ZM241 189H242V188L240 187V190H241ZM1 190H3L4 192L1 191ZM12 190H13V189H12ZM14 190H15V188H14ZM14 190H13V191H14ZM39 190H40V189H39ZM41 190L46 191V190H45V187L42 188ZM71 190H72V189H71ZM77 190L79 191V189H77ZM103 190H105V189H103ZM111 190H112V189H111ZM211 190H215V189H211ZM244 190H245V189H244ZM246 190H247V189H246ZM19 191H21V190H19ZM32 191H34V190H32ZM72 191H74V190H72ZM93 191H94V190H93ZM113 191H114V190H113ZM116 191H117V190H116ZM139 191H140V193H139ZM170 191H171V190H170ZM209 191H210V192H209ZM250 191H251V190H250ZM250 191H248V193H249ZM2 192H3V193H2ZM16 192H17V191H16ZM16 192H14V194H16ZM30 192H31V191H30ZM34 192H36V191H34ZM50 192H51V191H50ZM53 192H54V191H53ZM59 192H60V191H59ZM79 192H80V191H79ZM84 192H85V191H84ZM97 192H98V191L95 190V191H94V194L97 193ZM101 192H102V191H101ZM114 192H115V191H114ZM114 192H113L112 195H110L112 198L115 197V196L118 194V193H116V192L114 193ZM167 192H168V191H167ZM243 192H244V191H243ZM7 193H8V195H7ZM7 193H6L5 195H7V198H8V197L10 196L9 194H10L11 192H10V193L7 192ZM51 193H52V192H51ZM76 193H77V192H76ZM120 193H121V192H120ZM135 193H136V192H135ZM162 193H163V192H162ZM246 193H247V191H246ZM246 193H245V194H246ZM250 193H251V192H250ZM252 193H253V192H252ZM252 193H251V194H252ZM254 193H256V192H254ZM254 193H253V194H254ZM14 194H11V195H14ZM52 194H53V193H52ZM52 194H51V196H52ZM59 194H60V193H59ZM63 194H64V193H63ZM67 194H68V192H67ZM100 194H101V193H99V195H100ZM103 194H105V193H102V195H103ZM242 194H244V193H242ZM251 194H250V195H251ZM5 195H0V198H2L1 200H3V198L6 197ZM16 195H17V194H16ZM70 195H71V194H70ZM76 195H77V194H76ZM86 195H87V194H86ZM86 195H85V197H88L87 199H89L90 196H86ZM89 195H90V194H89ZM118 195H119V194H118ZM118 195H117V196H118ZM124 195H127V194H124ZM124 195H123V196H124ZM132 195H133V194H132ZM163 195H164V194H163ZM169 195H168V196H169ZM263 195H264V194H263ZM51 196H50V198H51ZM64 196H65V195H64ZM68 196H69V195H68ZM72 196H73L74 199H73L72 197H71L70 199H73V202L77 201V200H76L77 197H74L75 195H72ZM80 196H81V195H80ZM82 196H83V195H82ZM92 196H93V195H92ZM95 196H96V195H95ZM97 196H98V195H97ZM161 196H162V194H161ZM213 196H214V198H213L214 200H211ZM238 196H239V197H238ZM248 196H249V194H248ZM261 196H262V195H261ZM261 196H260V197H261ZM45 197H46V196H45ZM47 197H48V196H47ZM47 197H46V198H47ZM54 197H55V196H54ZM83 197H84V196H83ZM83 197H82V198L79 197V198H81L80 200L82 201V199H85L84 201L87 202V199H86L85 197H84V198H83ZM111 197H108V198L110 199ZM121 197H122V194H121ZM136 197H138V200H137ZM244 197H245V196H243V198H244ZM16 198H17V197H16ZM48 198H49V197H48ZM61 198H62V197H61ZM64 198H65V197H64ZM90 198H91V197H90ZM97 198H98V197H97ZM102 198H103V197H102ZM106 198H107V197H106ZM106 198H105V199H106ZM112 198H111V199H112ZM116 198H117V197H116ZM124 198H125V197H124ZM128 198H129V197H128ZM241 198H242V197H241ZM245 198H246V197H245ZM262 198H263V196H262ZM18 199H19V198H18ZM18 199H16L15 201H18ZM57 199H58V198H57ZM57 199H56V200H57ZM111 199H110V200H111ZM117 199H119V201H120V198H119V197H118ZM247 199H248V198H247ZM253 199H254V198H253ZM1 200H0V201H1ZM11 200H12V199H11ZM22 200H24V199H22ZM44 200H45V199H44ZM54 200H55V199H54ZM54 200H53V201H54ZM67 200H68V197H67ZM78 200H79V199H78ZM90 200H91V199H90ZM121 200H122V199H121ZM127 200H128V199H127ZM257 200H258V199H257ZM19 201H20V199H19ZM19 201H18V202H19ZM49 201H50V200H49ZM53 201H52V202H53ZM57 201H58V200H57ZM71 201H72V200H71ZM71 201L69 200V202H71ZM114 201H115V198H114ZM119 201H118V202H119ZM213 201H215V202H213ZM245 201H246V200H245ZM252 201L254 202V200H252ZM3 202H4V201H3ZM5 202H6V201H5ZM11 202H12V201H11ZM60 202H61V201H60ZM85 202H84V203H85ZM104 202H105V201H104ZM110 202H111V201H110ZM115 202H116V201H115ZM128 202H129V200H128ZM128 202H127V203H128ZM212 202H213V203H212ZM229 202H230L231 204H230ZM57 203H58V202H57ZM161 203H164L166 207H163L164 205L161 204ZM47 204H49V203H47ZM64 204H65V203H64ZM69 204H70V203H68L67 206H68ZM87 204H88V203H87ZM112 204H114V203H112ZM223 204H222V205H223ZM57 205H58V204H57ZM73 205H75V204L73 203ZM80 205H81V204H80ZM110 205H111V204H110ZM114 205H115V204H114ZM126 205H127V204H126ZM191 205H192V206H194V205L197 206V210H195V209L193 210ZM222 205H220V209H219V210H221V208L223 207ZM225 205H224V206H225ZM240 205H241V204H240ZM259 205H261V204H259ZM6 206H7V205H6ZM52 206H54V205H52ZM67 206H65L64 208H62V210L65 209V211H66V209H67L68 212L66 211V212H67V213H66V212L63 210L62 213L64 212V213H66V215L69 214V216H70V218H71V217H72L71 215L75 214V212H77V211L79 210V209H78L79 206L76 205V206L78 207V208H75V209H77V211H72L71 209H68V208H70V206H68V207H67ZM247 206H248V205H247ZM0 207H1V206H0ZM57 207H58V206H57ZM59 207H60V206H59ZM66 207H67V208H66ZM71 207H72V209H74L73 206H71ZM82 207H84V206H82ZM218 207H219V206H218ZM218 207H217V208H218ZM225 207H226V206H225ZM244 207H245V206H244ZM258 207H259V206H258ZM260 207H261V206H260ZM1 208H2V207H1ZM39 208H41V207H39ZM126 208H127V207H126ZM129 208H130V206H129ZM150 208H151V207H150ZM241 208H243V207H241ZM4 209H6V207H5ZM43 209H44V208H43ZM75 209H74V210H75ZM115 209H116V208H115ZM117 209H118V208H117ZM133 209H134V208H133V206H132V211H134ZM145 209H147V210H145ZM166 209H167V210H166ZM224 209H225V208H224ZM231 209H234V208H231ZM235 209H236V208H235ZM238 209H239V208H238ZM246 209H247V208H246ZM250 209H251V208H249V210H250ZM259 209H260V208H259ZM261 209H262V208H261ZM151 210H152V209H151ZM249 210H248V211H249ZM263 210H264V206H263ZM44 211H45V209H44ZM50 211H51V210H50ZM70 211H71V214L69 213ZM144 211H146V212H144ZM152 211H153V212H152L151 215H153V213L155 214V215H153V216H157L158 214L156 215V213H157V212L159 213V211L154 210V209H153ZM234 211H235V210H234ZM236 211H237V210H236ZM238 211L241 212V210H238ZM246 211H247V210H246ZM54 212H55V211H54ZM72 212H74V213H72ZM130 212H131V211H130ZM59 213H60V211H59ZM64 213H63V215H64ZM134 213H135V211H134ZM147 213H148V212H147ZM147 213H146V215H148V217H149V219H150V216H151V215H149V213H151L150 209H149V213H148V214H147ZM243 213H244V212H243ZM248 213H249V212H248ZM248 213H245V214L247 215ZM39 214H40V213H39ZM77 214H78V213H77ZM135 214H136V213H135ZM169 214H168V216H169ZM233 214H235V213H233ZM233 214L231 213V215H233ZM238 214H239V213H238ZM241 214H242V212H241ZM245 214H244V215H245ZM251 214H252V213H251ZM251 214H250V215H251ZM56 215H57V214H56ZM58 215H59V214H58ZM60 215H61V214H60ZM60 215H59V216H60ZM75 215H76V214H75ZM111 215H113V214L111 213ZM115 215H116V214H115ZM223 215H224V214H223ZM231 215H230V216H231ZM12 216H13V215H12ZM12 216H10V217H12ZM32 216H33V215H32ZM69 216H67V217H69ZM73 216H74V215H73ZM82 216H83V215H82ZM158 216H159V215H158ZM166 216H167V215H166ZM227 216H228V214H227ZM235 216H236V215H235ZM13 217H14V216H13ZM55 217H56V216H55ZM62 217H64V216H62ZM65 217H66V216H65ZM78 217H79V216H78ZM110 217H111V216H110ZM138 217H139V215H138ZM148 217H147V218H148ZM212 217H213V216H212ZM233 217H234V216H233ZM243 217H245V216H243ZM253 217H254V216H253ZM52 218H53V217H52ZM74 218H75V217H74ZM123 218H124V216H123ZM144 218H145V219H144ZM245 218H246V217H245ZM258 218H259V217H258ZM260 218H261V217H260ZM15 219H16V218H15ZM33 219H34V218H33ZM55 219H56V218H55ZM58 219H59V218H58ZM62 219H64V218H62ZM66 219H68V218H66ZM159 219H160V218H158V217H154V219L152 218V219L149 221V223H148V220H146L145 222H147L149 226H152V224H150V223H154L155 225H158V226H159V225H160L159 222H160L161 224L164 223L163 219H160V221H159ZM207 219H208V218H207ZM213 219H214V218H213ZM7 220H9V219L6 218V222H2V223H3V225H2V229L4 228L5 231H6L8 228H9V230H10V228H12V226L14 227V225H16V224H15V223H16L15 220H14V221H13V220L7 221ZM19 220H20V219H19ZM70 220H71V219H70ZM141 220H142V221H141ZM161 220L163 221V223L161 222ZM204 220H205V219H204ZM216 220H217V219H216ZM259 220H260V219H259ZM2 221H3V220H2ZM38 221H39V219H38ZM139 221H138V222H139ZM202 221H203V220H202ZM233 221H234V220H233ZM243 221H244V220H243ZM14 222H15V223H14ZM21 222H22V221H21ZM29 222H31V221L29 220ZM33 222H34V221H33ZM63 222H64V221H63ZM68 222H69V221H68ZM72 222H73V218H72ZM112 222H113V221H112ZM115 222H116V218H115ZM138 222H137V223H138ZM140 222H139V223H140ZM145 222H144V224H145ZM208 222L210 223V221H208ZM27 223H28V222H27ZM31 223H32V222H31ZM35 223H37V221H36ZM42 223H43V222H42ZM69 223H70V222H69ZM156 223H157V224H156ZM196 223H197V222H196ZM211 223H212V221H211ZM234 223H235V222H234ZM19 224H20V223H19ZM39 224H40V223H39ZM53 224H54V223H53ZM190 224H191V223H190ZM247 224H248V223H247ZM27 225H30V224H27ZM32 225L34 226V224H32ZM32 225H31V226H32ZM134 225H135V224H134ZM178 225H179V224H178ZM182 225H184V224H182ZM191 225H192V224H191ZM193 225H194V224H193ZM218 225H219V223H218ZM218 225H217V226H218ZM243 225H244V224H243ZM43 226H45V224H44ZM55 226H56V225H55ZM55 226H54V227H55ZM61 226H62V225H61ZM61 226H60V227H61ZM135 226L137 227L138 225H135ZM135 226H134V227H135ZM158 226H155V227H158ZM166 226H167V225H166ZM184 226H185V225H184ZM201 226H202V225H201ZM221 226H222V225H221ZM221 226H218V227H221ZM223 226H224V225H223ZM223 226H222V227H223ZM239 226H240V225H239ZM17 227H19V226H17ZM17 227H16V228H17ZM38 227H39V226H38ZM40 227H41V226H40ZM65 227H66V226H65ZM109 227H110V226H109ZM134 227H133V231H134ZM152 227H153V226H152ZM174 227H175V226H174ZM192 227H193V226H192ZM215 227H216V226H215ZM218 227H216L215 229H217ZM222 227H221V228H222ZM240 227H241V226H240ZM246 227H247V226H246ZM24 228H25V227H24ZM24 228H23V229H24ZM28 228H29V227H28ZM32 228H33V227H32ZM56 228H57V227H56ZM70 228H72V227H70ZM128 228H129V227H128ZM131 228H132V227H131ZM170 228H169V231H171ZM179 228H180V227H179ZM184 228H185V227H184ZM186 228H187V226H186ZM196 228H197V227H196ZM213 228H214V227H213ZM232 228H233V227H232ZM4 229H3V230H4ZM12 229H14V228H12ZM12 229H11L10 231H12ZM34 229H35V228H34ZM45 229H46V228H45ZM47 229H49V227H47ZM54 229H55V228H54ZM77 229H78V228H77ZM108 229H109V230H113V231H108ZM114 229H116V228H114V227H113V229H112V227H111V229H110V228H106L107 231L105 230L104 233H103L102 235H103V236L105 235V236L107 237L108 234L106 235V233H107V232H108V233H109V232H115ZM124 229H125V228H124ZM148 229H149V228H148ZM152 229H154V227H153ZM181 229H182V227H181ZM193 229H195V228H193ZM193 229H192V230H193ZM205 229H206V228H205ZM218 229H220V228H218ZM222 229H223V228H222ZM225 229H226V228H225ZM20 230H21V229H20ZM60 230L62 231V229H60ZM78 230H79V229H78ZM136 230H139V231H136V232H135L137 238H138V237H139V238L136 239V240L134 239L135 242H132V241H131V242H132V243H136V244H133V245L137 247V245H138V241H137V240H139V244H140V246L143 245L144 241H145L147 238H150V236L147 235V234H149L150 232H149V230H147V225H146V226L140 225V226H138V229H136ZM172 230H173V229H172ZM189 230H190V228H189ZM212 230H213V229H212ZM23 231H24V230H23ZM27 231H28L29 236H30V234H31V232H32L33 230H32V231H29V230L27 229ZM58 231H59V230H58ZM61 231H60V232H61ZM64 231H67V229H64ZM71 231H76V230H71ZM133 231H132V232H133ZM141 231H143V232H141ZM144 231H145V232H144ZM146 231H148L149 233L146 232ZM161 231H162V230H161ZM164 231H165V230H164ZM167 231H168V230H167ZM169 231H168V233H166L164 239H161V241L164 243L163 245L165 246V244H166V246H167V251H168V252H170V251L168 250V249H170L169 247H171L170 245H173V244H171V243H172V241H171V240H172V235H171L172 232L170 233ZM185 231H186V230H185ZM200 231H201V230H200ZM218 231H220V230H218ZM8 232H9V231H8ZM8 232H7V234H8ZM25 232H26V231H25ZM36 232H40V231H37V230H36ZM46 232H47V231H46ZM76 232H77V231H76ZM105 232H106V233H105ZM139 232H140V233H139ZM187 232H188V231H187ZM197 232H199V231H197ZM9 233H10V232H9ZM33 233H35V232H33ZM61 233H62V232H61ZM61 233L58 234V237L61 238V236H63V237H65V240L67 241V238H66V237L69 235V232L67 233L68 235L66 234V232H65L66 235H63V233H62V234H61ZM101 233H102V232H101ZM129 233H130V232H129ZM137 233H139V234H141V235H139V234H137ZM143 233H144V235H143ZM146 233H147V234H146ZM156 233H157V232H156ZM3 234H4V233H3ZM11 234H12V233H11ZM11 234H10V235H11ZM14 234H16V232H15ZM20 234H21V233H20ZM23 234H25V233H23ZM55 234H56V232H55ZM60 234H61V235H60ZM151 234H153V233L151 232L150 235H151ZM163 234H165V233H163ZM17 235H18V234H17ZM32 235H33V234H32ZM36 235H37V234H36ZM36 235H34V236H36ZM56 235H57V234H56ZM142 235L145 236V239H143V240H142V238H141V237H143ZM146 235H147V238H146ZM158 235H159V234H158ZM161 235H162V234H161ZM185 235H186V233H185ZM259 235H260V234H259ZM8 236H9V235H8ZM22 236H23V235H22ZM22 236H21L20 238H21L22 242H24V241H23V237H25V236H23V237H22ZM27 236H28V235H27ZM41 236H43V234H42ZM103 236H102V238H103ZM15 237H17V236L14 235V237H13L14 240H15L14 243H16V239H15ZM30 237H33V236H30ZM36 237H37V236H36ZM162 237H163V236H162ZM162 237H161V238H162ZM174 237H175V236H174ZM181 237H182V236H181ZM17 238H18V237H17ZM27 238H28V237H27ZM91 238H92V237H91ZM91 238H90V239H91ZM140 238H141V239H140ZM143 238H144V237H143ZM159 238H160V237H159ZM263 238H264V237H263ZM263 238H262V239H263ZM10 239H12V237L9 236V240H8L9 243H11V242H10V241H11ZM34 239H36V238H34ZM52 239H54V238H52ZM87 239H88V238H87ZM103 239H104V238H103ZM128 239H129V238H128ZM131 239H132V238H131ZM155 239H157V237H156ZM260 239H261V238H260ZM18 240L20 241V239H19V238L17 239V243H20L21 241L19 242ZM24 240H26V239L24 238ZM30 240H31V239H30ZM57 240H58V239H57ZM59 240H60V239H59ZM59 240H58V241H59ZM75 240H76V239H75ZM75 240H74V241H75ZM77 240H78V238H77ZM79 240H80V239H79ZM92 240H93V239H92ZM104 240H105V239H104ZM140 240H141L143 243H142V242L140 243ZM159 240H160V239H159ZM253 240H254V239H253ZM263 240H264V239H263ZM6 241H7V240H6ZM6 241H4V242L6 243ZM54 241H56V240H52V242H54ZM66 241L62 240L61 243H60V241H59V242L56 241V243H58V244L60 245L58 249H60L61 247L66 249L67 246H68L67 243H66ZM71 241H72V240H71ZM74 241H73V242H74ZM136 241H137V242H136ZM149 241H150V239H149ZM161 241H158V244H159V242H161ZM260 241H261V240H260ZM12 242H13V240H12ZM22 242H21V244H22ZM52 242H51V243H52ZM104 242H105V241H104ZM146 242H148V239H147ZM146 242H145V243H146ZM156 242H157V241H156ZM262 242H263V241H262ZM2 243H3V242H2ZM7 243H8V242H7ZM9 243H8V244H9ZM43 243H44V242H43ZM56 243H55V244H56ZM75 243H76V242H75ZM145 243H144V244H145ZM247 243H248V241H247ZM23 244H24V243H23ZM23 244H22V245H23ZM47 244H48V243H47ZM53 244H54V243H53ZM55 244H54V246H55L54 248L56 249V245H57V244H56V245H55ZM242 244H243V243H242ZM257 244H258V243H257ZM91 245H92V243H91ZM145 245H146V244H145ZM145 245H144V246H145ZM147 245H148V244H147ZM152 245H153V244H152ZM184 245H185V244H184ZM24 246H26V243H25ZM50 246H51V245H50ZM69 246H70V245H69ZM140 246H138V248H140ZM148 246H149V245H148ZM155 246H156V245H155ZM242 246H244V245H242ZM263 246H264V244H263ZM3 247H4V246H3ZM47 247H48V246H47ZM129 247H130V246H129ZM161 247H162V246H161ZM178 247H179V246H178ZM178 247H177L176 249H180V248H178ZM217 247H218V246H217ZM248 247H249V246H248ZM254 247H255V246H254ZM6 248H7V247H6ZM9 248H11V249H12V252H13V249H14V251H15L16 249L19 248V244H18V246H17L16 244H12V243H11V244L8 245V250H7V251L10 250ZM20 248H21V247H20ZM52 248H53V247H52ZM142 248H143V247H142ZM142 248H141V250H142ZM158 248H159V247H158ZM158 248H157V250L160 251ZM172 248H173V247H172ZM174 248H175V247H174ZM239 248H240V247H239ZM245 248H246V247H245ZM258 248H259V246H258ZM23 249H24V248H23ZM44 249H45V248H44ZM65 249H63V250L65 251ZM147 249H148V248H147ZM149 249H150V247H149ZM161 249H164V248H161ZM165 249H166V248H165ZM176 249H174V250H176ZM40 250H41V249H40ZM42 250H43V249H42ZM48 250H49V248H48ZM53 250H54V249H53ZM56 250H57V249H56ZM60 250H61V249H60ZM67 250H69V249H66V251H67ZM136 250H139V249H136ZM154 250H155V249H154ZM16 251H17V250H16ZM18 251H19V250H18ZM21 251H22V248H21ZM38 251H39V250H38ZM38 251H37V252H38ZM58 251H59V250H58ZM66 251H65V252H66ZM146 251H147V250H146ZM167 251L164 250L163 252L166 253ZM172 251H173V250H171V252H172ZM10 252H11V250H10ZM19 252H20V251H19ZM19 252H18V253H19ZM24 252H25V251H24ZM53 252L56 253L55 250H54ZM59 252H60V251H59ZM59 252H58V253H59ZM142 252H143V251H142ZM153 252H154V251H153ZM155 252H156V251H155ZM163 252H161V254H160V253H159V254H160L161 256H163V255H162ZM18 253H17V254H18ZM25 253H26V252H25ZM39 253H40V252H39ZM69 253H70V252H69ZM92 253H94V252L92 251ZM165 253H164V255H166ZM19 254H20V253H19ZM30 254H31V253H30ZM40 254H41V253H40ZM142 254H143V253H142ZM154 254H156V253H154ZM159 254H158V256H157V255H153V257L151 256L152 259L150 258L151 260L149 259V261H143V264H144V262H145V263H146V262H149V263L152 262V263H153L154 261H155L154 264H157V263H158V259H159V260H160V259H161V260L164 259L163 257L159 258ZM249 254H250V253H249ZM259 254H260V253H259ZM12 255H13V254H12ZM24 255H26V254L23 253L22 256H18V258H19V257H22V258H23ZM27 255H28V254H27ZM42 255H43V254H41V257L43 258ZM44 255H45V254H44ZM50 255H51V254H50ZM61 255H62V254H61ZM61 255H60V257H63V256H61ZM151 255H152V254H151ZM168 255H169V254H168ZM261 255H262V254H261ZM0 256H1V255H0ZM7 256H8V255H7ZM15 256H16V254H15ZM28 256H29V255H28ZM30 256H31V255H30ZM38 256H39V255H38ZM38 256H36V257H38ZM56 256H57V255H56ZM75 256H76V255H75ZM133 256H134V255H133ZM144 256H146V255H144ZM259 256H260V255H259ZM41 257H38V258H40L39 261L41 260V261H40L41 263L38 262V264H45L44 262L42 263V261H43L44 258L41 259ZM57 257H58V256H57ZM68 257H70V256L68 255ZM73 257H74V256H72V258H73ZM77 257H79V256H77ZM87 257H88V256H87ZM91 257H94V256H91ZM134 257H135V256H134ZM136 257H137V256H136ZM140 257H141V255H140ZM148 257H149V256H148ZM148 257H147V258H148ZM168 257H170V255H169ZM168 257H167V258L165 257V258L168 259ZM171 257H172V256H171ZM260 257H262V256H260ZM263 257H264V256H263ZM3 258H5V257H3ZM12 258H13V257H12ZM66 258H67V257H66ZM74 258H75V257H74ZM74 258H73V259H74ZM144 258H145V257H144ZM144 258H143V259H144ZM147 258H146V259H147ZM207 258H208V257H207ZM15 259H16V258H15ZM35 259H36V258H35ZM47 259H48V258H47ZM73 259H72V260H73ZM75 259H77V258H75ZM80 259H82V261H83V258H82V257H81ZM92 259H93V258H92ZM136 259H137L136 262H138V264H141L140 261H142L143 259H141V260L138 259V258H136ZM170 259H172V258H170ZM211 259H212V258H211ZM8 260H10V258H9ZM12 260H13V259H12ZM23 260H24V262H23ZM29 260H30V259H29ZM29 260H28V261H29ZM44 260H46V259H44ZM58 260H59V259H58ZM89 260H90V259H89ZM164 260H165V259H164ZM164 260H163V261H164ZM197 260H198V259H197ZM202 260H203V259H202ZM4 261H5V260H4ZM16 261H17V260H16ZM16 261H15V262H16ZM30 261H31V260H30ZM33 261H34V260H33ZM33 261H31L29 264L33 263ZM36 261H37V260H36ZM80 261H81V260H80ZM95 261H96V260H95ZM95 261H93V262H95ZM98 261H99V260H98ZM105 261H107V260H105ZM122 261H123V260H122ZM163 261H159V262H160L161 264H165V263H166V264H169V263H171V262H169V263L166 262V260L164 261V263H162ZM167 261H168V260H167ZM209 261H210V260H209ZM15 262H13V263H15ZM18 262H20V261L18 260ZM26 262H27V261H25V259H22V264H23V263L25 264ZM103 262H104V261H103ZM156 262H157V263H156ZM199 262H200V261H199ZM210 262H212V261H210ZM3 263H4V262H3ZM8 263H9V261H8ZM13 263H12V264H13ZM20 263H21V262H20ZM27 263H28V262H27ZM27 263H26V264H27ZM34 263H35V262H34ZM34 263H33V264H34ZM81 263H82V262H81ZM91 263H92V261H91ZM100 263H101V262H100ZM149 263H147V264H149ZM4 264H5V263H4ZM16 264H17V262H16ZM46 264H47V262H46ZM49 264H50V263H49ZM93 264H94V263H93ZM102 264H106V263H102ZM150 264H151V263H150ZM158 264H159V263H158ZM172 264H173V263H172ZM207 264H208V263H207ZM211 264H213V263H211Z\"/></svg>",
    "mask_w": 264,
    "mask_h": 264
}]
</instances>
